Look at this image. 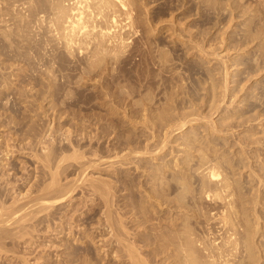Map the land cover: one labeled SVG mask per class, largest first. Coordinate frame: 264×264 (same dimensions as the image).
Wrapping results in <instances>:
<instances>
[{
  "label": "bare ground",
  "instance_id": "obj_1",
  "mask_svg": "<svg viewBox=\"0 0 264 264\" xmlns=\"http://www.w3.org/2000/svg\"><path fill=\"white\" fill-rule=\"evenodd\" d=\"M147 1V0H146ZM150 1V0H149ZM148 1V2H149ZM157 1V0H156ZM170 1V0H169ZM172 1V0H171ZM170 1V2H171ZM177 1V0H176ZM182 1V0H181ZM180 0L178 1L179 2V4H181L182 5V3L184 4V2H186V0L183 2L182 1V3H180L181 2ZM196 1V0H195ZM197 1H199V0H197ZM209 1V0H208ZM207 1V3H206V0L205 1H203L204 3H206L207 4V7H208V2ZM212 1H214V0H212ZM211 0H210V3H212V9H214V10H218V8H219V6H221V4H222V2H224V1H226V2H224L225 4H230V2H228L227 3V0H224V1H221V4L219 5V4H217V5H219L218 6V8H217V5L216 6H214V4H213V2H212ZM215 1H217V0H215ZM219 1V0H218ZM229 1V0H228ZM236 1L237 0H234V2L236 3ZM247 1H249V0H246L245 2H247ZM251 1V0H250ZM249 1V2H250ZM256 1V0H255ZM263 1V0H262ZM138 2L139 3H141L142 4V2H141V0L139 1H134V0H0V56H2V55H4L5 56V59L6 60H10L11 61V64H12V62L14 61V62H17V61H24V62H26V64H27V62L28 63H30V64H32V65H34V64H37V65H44V67L43 68H41V69H39L40 70V75H39V73H38V75L36 76V77H38V76H40L41 77V79H42V76H43V79L41 80V82L42 83H37V84H41V85H43V83H44V85H45V89H44V86H43V89L42 90H45V91H47V93L49 92V95H44V97L46 96V97H52L53 99H51V100H53V104L55 105V104H57L56 102H58V101H55V100H59V101H61V102H59V104H63V103H65L66 104V100H70L71 98H73V100L74 99H78L79 98V96H78V94L76 93V92H79V90L77 91H74L73 89H75V88H72L73 87V83H74V87H76V88H79V87H77V85L79 84L78 82L80 81H82L83 82V76H87L85 79H89V76H90V78H94V76H95V78L97 79V77H98V75H101V70H104V68H106V67H109V65L110 66H112V68L114 69H112L113 70V73H114V71H115V73H117V74H120V73H118L115 69H117V68H119L120 67V63L122 64H124V68L125 69H128L129 70V68H128V64H130V65H132L131 63H128V61H133V59L132 58H136V59H139V58H137V56H139V54H140V56H142V54L145 52V54H147V55H145V54H143V55H145V57L144 58H146L147 56H148V54H151L150 52H152L153 51V42H154V40L152 39L153 37H154V35H155V29H157V28H155L156 26H154V24H157V23H154L153 22V20H154V18H155V14H157L156 12V8H155V10H152V12L154 11V18H153V14L151 15L152 17H151V19H149V17L148 16H150L149 14H147V11H149L150 9H146V11H143L144 9V7L143 8H141V7H139V6H141V5H138ZM153 2H155L154 0H153ZM153 2H150V3H153ZM159 2V1H158ZM161 2H163V0L162 1H160L159 3H161ZM168 2V0L166 1L165 0V3H164V5L166 4ZM187 2L188 3H190L188 0H187ZM192 2L194 3V4H192ZM192 2L190 3V4H188V6H189V8H191V7H194L195 8V6H193V5H196L197 6V8L199 7L198 5L199 4H195V2H194V0H192ZM200 2V1H199ZM201 2H202V0H201ZM220 2V1H219ZM232 2V1H231ZM234 2H233V4H234ZM241 2H242V0H241ZM243 2H244V0H243ZM257 2V1H256ZM255 2V3H256ZM258 2H260L261 3V0H259ZM264 2V1H263ZM1 3L2 4H4L5 6H3V5H1ZM169 3V2H168ZM168 3L166 4V5H168ZM172 4H173V1L171 2ZM209 3V4H210ZM223 3V5H225ZM251 3V2H250ZM252 3H253V0H252ZM154 4V3H153ZM161 4H163V3H161ZM172 4H171V6H172ZM175 4H178L177 2H175ZM175 4H173V6L175 7ZM186 4V3H185ZM184 4V5H185ZM201 4H203V3H201ZM206 4H203V5H206ZM237 4V3H236ZM238 4H239V2H238ZM238 4H237V7H238ZM244 4V3H243ZM257 4V3H256ZM144 5V4H143ZM148 5V4H147ZM147 5H146V7H147ZM150 5V4H149ZM157 5V4H156ZM155 4H154V6H156ZM180 5V6H181ZM192 5V6H191ZM221 6V7H223V11H222V8H221V10H218V11H216V12H218V14L220 15L221 13V11L224 13V11H225V9H227L226 7H224V6ZM231 5V4H230ZM229 5V6H230ZM242 5V4H241ZM260 4H258V6H259ZM158 6V5H157ZM170 6V8H174L173 6L171 7ZM177 6V5H176ZM178 7V8H182V7H186V6H182V7ZM214 6V7H213ZM227 6V5H226ZM236 6V5H235ZM251 6V5H250ZM263 6V5H262ZM149 7V6H148ZM151 7V6H150ZM149 7V8H150ZM159 7V6H158ZM160 7H162V6H160ZM201 7L202 6H200V8H198V9H196L197 11L198 10H203L204 9V7H202L203 9H201ZM206 7V6H205ZM211 7V6H210ZM205 8V9H207V10H209V9H211V8ZM234 7V6H233ZM232 7V8H233ZM253 6H251V8H252ZM255 7H257V6H255ZM254 7V8H255ZM138 8L139 9H141V10H138ZM163 9L162 10H164V6L162 7ZM176 9H178L177 7H175ZM216 8V9H215ZM225 8V9H224ZM230 8V7H229ZM243 8V7H242ZM244 8L246 9H244L246 12H247V8L244 6ZM248 8H249V6H248ZM261 8V7H260ZM260 8H258V9H260ZM166 9H167V6H166ZM176 9H174V12H171V11H173L172 9H169L170 10V12L172 13H170L169 12V10H164L165 12H168L169 14H171V15H173L174 16V14L173 13H178V12H175L176 11ZM183 9V8H182ZM186 9V8H185ZM188 9V8H187ZM186 9V10H187ZM205 9H204V11H205ZM235 9V8H234ZM250 9V8H249ZM249 9H248V11H249ZM158 10H161V9H158ZM185 10V11H186ZM228 10V9H227ZM243 10V11H244ZM143 11V12H142ZM178 11H181V9H179ZM184 11V10H183ZM211 11H213V10H211ZM210 11V12H211ZM243 11H242V13H241V15H240V17L242 16L243 17V15H245L244 13H246V12H244L243 13ZM263 9H262V12L260 11L259 13H261V15H263L262 13H263ZM144 13V12H146V16L144 17H142V13ZM150 12H151V10H150ZM151 12V13H152ZM161 12V11H160ZM214 12V11H213ZM216 12H214V13H216ZM252 12V11H251ZM250 12V13H251ZM167 13V14H168ZM181 14H186L187 12H180ZM199 13V12H198ZM201 13V12H200ZM202 13H206V12H203L202 11ZM202 13H201V15H202ZM208 13H209V11H208ZM222 13V14H223ZM233 13V12H232ZM145 14V13H144ZM160 14V13H159ZM212 14V13H211ZM221 14V15H222ZM226 14V13H225ZM256 15L258 14V13H255ZM254 14V16L256 17V15ZM158 15V14H157ZM198 15V14H197ZM214 15V14H213ZM212 15V16H213ZM261 15H257L259 18H260V16ZM159 16V15H158ZM157 16V17H158ZM161 17V19H162V14L160 15ZM205 16V15H204ZM206 16H207V13H206ZM205 16V19L207 18ZM208 16H210V13H209V15ZM216 16H218L217 14H216ZM235 16V15H234ZM156 17V19H158ZM202 17V16H201ZM211 17V16H210ZM210 17H208L207 19H209ZM221 17V16H220ZM241 17V18H242ZM247 17V16H246ZM249 17V16H248ZM153 18V19H152ZM168 18V17H167ZM232 18V17H231ZM231 18L228 20V23L229 22H233L234 21V18H233V21L231 20ZM252 18H254L253 17V15H252ZM252 18H251V20H252ZM258 18V19H259ZM261 18H262V16H261ZM165 19V18H164ZM172 18L170 17V20H171ZM192 19V18H191ZM190 19V20H191ZM202 19H204V18H202ZM220 19V18H219ZM247 19V18H246ZM255 19V18H254ZM263 19V18H262ZM169 20V21H170ZM211 20V19H210ZM236 20V19H235ZM250 19L247 21V22H249V21H251ZM264 20V19H263ZM155 21V20H154ZM158 21H160V19L158 20ZM162 21H163V19L161 20V22L160 23H162ZM167 21V19L164 21V23ZM173 21H174V17H173ZM172 21V22H173ZM204 21V20H203ZM209 20H207V22H208ZM219 21V20H218ZM244 21H245V19H244ZM255 21V20H254ZM254 21L252 22L254 25L256 24V23H254ZM259 21V23L261 24V22H260V19L258 20ZM155 22H157V21H155ZM171 22V23H172ZM211 22V21H210ZM246 22V23H247ZM257 22V21H256ZM154 23V24H153ZM168 23V22H167ZM227 23V24H228ZM242 23H244L243 21L241 22V24ZM251 23V22H250ZM250 23H247V25L245 24V25H241V27H243L242 29L244 30V34L246 35V36H248L249 37V35L251 34V36H252V42H249V43H255L254 41L256 40L257 42H260V41H258V40H260V38L262 37H264V36H261L260 35V37H259V34H263V28H264V26H262V24L261 25H259L258 23V25H259V28H258V25L256 26V27H253V24H252V26H250L251 24ZM170 24V23H169ZM161 25V24H160ZM166 25V24H165ZM171 25H175L174 24V22H173V24H170V25H168L169 26V28H170V26ZM219 25V24H218ZM250 26L251 28H249L250 30V33H249V35H247L248 33H247V31H248V29H247V31L244 29V27L246 26ZM158 26H159V24H158ZM164 26V25H163ZM162 26V27H163ZM229 26V25H228ZM228 26L226 27V28H228ZM232 26V25H231ZM263 28H262V27ZM193 27V26H192ZM230 27V26H229ZM241 27H240V31H241ZM253 27V28H252ZM260 27L262 28V32L260 31V33L258 32L259 31V29H260ZM161 28V27H160ZM166 28H167V26H166ZM173 28H175V27H173ZM184 28V27H183ZM222 28V27H221ZM258 29V30H255V29ZM159 29V28H158ZM157 29V30H158ZM162 29H164V28H161V30ZM176 29V28H175ZM224 29V28H223ZM234 29V28H233ZM252 29V30H251ZM168 30V29H167ZM167 30H165L166 31V33H167ZM170 30V29H169ZM185 30V29H184ZM193 30H194V28H193ZM208 30V29H207ZM237 30H238V27H237ZM237 30H236V32H237ZM171 32L172 31H174L175 32V30L174 29H172V30H170ZM179 31V30H178ZM177 31V32H178ZM180 31H182L181 29H180ZM198 31V30H197ZM205 31V30H204ZM212 31V30H211ZM239 31V30H238ZM246 31V32H245ZM163 32H164V30H163ZM169 32V31H168ZM171 32H169V33H171ZM208 32V31H207ZM225 32V31H224ZM227 32V31H226ZM225 32V33H226ZM159 33L161 34V31H159ZM176 33V32H175ZM180 34L182 33V32H179ZM189 33V32H188ZM199 32H197L195 35L197 36V34H198ZM201 33V32H200ZM198 34V35H201V34ZM220 33V32H219ZM242 33V32H241ZM163 34H165V33H163ZM177 34V33H176ZM180 34H178V35H180ZM183 34H184V32H183ZM205 34V33H204ZM166 36L168 35V33L167 34H165ZM174 35V34H173ZM177 35V36H178ZM182 35V34H181ZM189 35V36H188ZM188 35H186V37H189V38H191L192 36H191V33L190 34H188ZM226 35V34H225ZM235 35H237V34H235ZM244 35V37H245V39H246V41L249 39V41H251V37L250 38H248V37H246ZM144 36H145V40H141V39H143L144 38ZM162 36L163 35H161V38H162ZM191 36V37H190ZM209 36V35H208ZM228 36V35H227ZM232 36H234V35H232ZM231 36V37H232ZM240 36H242L243 37V33H242V35H239V37ZM137 37V38H136ZM156 37V36H155ZM154 37V38H155ZM158 37V36H157ZM164 38H166L165 36H163ZM168 37V36H167ZM170 37H171V35H170ZM169 37V38H170ZM175 37V36H174ZM179 37V36H178ZM183 37H185V34H184V36L182 35V38ZM185 37V38H186ZM200 37V36H199ZM207 37V36H206ZM222 37V36H221ZM220 37V38H221ZM236 37V36H235ZM235 37H233V38H235ZM239 37H238V39H239ZM256 37L257 38H259L258 40L256 39ZM159 38V37H158ZM180 38V37H179ZM193 38V40H191V41H193V42H191L190 40H188L189 42H191V43H193L194 44V41L198 38V36H197V38H194V37H192ZM191 38V39H192ZM201 38V37H200ZM211 38V37H210ZM223 38V37H222ZM221 38V39H222ZM160 39V38H159ZM159 39H157V41H156V45L158 46V45H160L159 43H161V41L162 40H160V42L158 41ZM224 39V38H223ZM222 39V40H223ZM235 39H237V38H235ZM235 39H233V40H235ZM240 39H241V37H240ZM240 39H239V41H240ZM255 39V40H254ZM138 40H141L142 42L143 41H145L143 44H144V46H146L147 45V48L145 47V49H147V50H142L140 47H135L133 44V42H137ZM165 40H167V39H165ZM165 40H163L164 42H162V43H165V44H161V46H160V51H159V49H157L158 50V54H160L161 53V49L166 45L167 47H168V49H169V47L171 48V51H172V47H171V45L170 46H168L169 44H168V41L167 42H165ZM170 40H172V39H170ZM169 40V41H170ZM198 40H199V38H198ZM203 39H201L200 41H202ZM217 40V39H216ZM220 40V39H219ZM225 40V39H224ZM262 40H264V38L262 39ZM140 41V42H141ZM183 41H185V39H183ZM197 41V40H196ZM195 41V42H196ZM200 41H198V43L200 42ZM236 41V40H235ZM238 41V42H239ZM135 42V43H136ZM158 42V43H157ZM171 42V41H170ZM179 42H180V40H179ZM188 42V44L190 45V43ZM202 42H204V41H202ZM209 42V41H208ZM238 42H237V45H238ZM243 38H242V40L239 42V45H240V43H242L243 44ZM263 42V41H262ZM133 43V44H132ZM138 43V42H137ZM167 43V44H166ZM171 43H174V42H171ZM181 43H182V41H181ZM181 43H179V44H181ZM197 43V44H198ZM201 43V42H200ZM199 43V44H200ZM215 43V42H214ZM221 43V42H220ZM222 43H223V41H222ZM225 43V42H224ZM249 43H246V44H249ZM142 43H140L139 45H143ZM177 44H178V42H177ZM176 44V45H177ZM183 44V43H182ZM185 44H187V42L186 43H184L183 45L184 46H182V45H180V46H182V47H185ZM192 44V45H193ZM196 44V43H195ZM194 44V45H195ZM202 44V43H201ZM256 44V43H255ZM133 45V46H132ZM138 45V44H137ZM138 45V46H139ZM155 45V46H156ZM162 45H163V47H162ZM189 45H187L188 46V48H189ZM217 45V44H216ZM223 45V44H222ZM234 45V44H233ZM232 45V46H233ZM244 45H245V42H244ZM243 45V46H244ZM250 45V44H249ZM258 45V44H257ZM259 45H261V42L259 43ZM258 45V46H259ZM131 46L134 48H136V52H137V54H136V57H135V55H132V50H134L133 48H132V50H131ZM144 46H142V48L144 47ZM156 46V47H157ZM164 47V49L162 50L164 53H170L169 51H170V49L169 50H167V49H165V48H167V47ZM178 46V45H177ZM186 46V47H187ZM200 46V45H199ZM199 46H198V48H199ZM204 46V45H203ZM212 46V45H211ZM215 46V45H214ZM246 46H248V45H245L243 48L245 49V47ZM252 46V45H251ZM250 46V47H251ZM152 47V48H151ZM156 47H154L155 49H156ZM162 47V48H161ZM173 47H175L174 45H173ZM179 47V46H178ZM177 47V48H178ZM185 47V48H186ZM192 47H195V46H192ZM215 47H217V46H215ZM222 47V46H221ZM230 47V46H229ZM237 47V46H236ZM239 47V46H238ZM241 47V46H240ZM249 47V48H250ZM257 47V46H256ZM150 48L152 49V51H150ZM159 48V47H158ZM187 48V49H188ZM195 48H197V47H195ZM201 48H202V45H201ZM199 49L200 51V54L201 53H203L204 51H206V50H203V49ZM219 48V47H218ZM217 48V49H218ZM231 48V47H230ZM247 48V47H246ZM263 48V47H262ZM262 48H260V49H258L259 51H258V53L260 54V50H262ZM173 49H175V48H173ZM191 49H193V48H191ZM205 49V48H204ZM207 49V48H206ZM213 49V48H212ZM164 50H167L166 52L164 51ZM176 50V49H175ZM174 50V51H175ZM179 50H181V48L179 47ZM196 50V49H195ZM216 50V49H215ZM228 50V49H227ZM230 50V49H229ZM135 51V50H134ZM133 51V52H134ZM155 51L156 50H154V52H152V54L151 55H153V53L155 54ZM189 52L191 51L190 49L188 50ZM187 51V52H188ZM203 51V52H202ZM208 51V50H207ZM214 51V50H213ZM211 52V54L213 53V55H215V54H217V55H215L214 56V58L216 57V58H218L217 56H218V53H216V52ZM236 51V50H235ZM245 51V50H244ZM263 51H264V48H263ZM157 52V51H156ZM160 52V53H159ZM163 52L161 53V55H158L157 53V55L158 56H160V58H162V56H164L163 58H162V61H164L166 58H165V56H166V54L164 55L163 54ZM186 52V53H187ZM199 52H198V54H199ZM218 52V51H217ZM234 52V51H233ZM239 52V51H238ZM262 52V51H261ZM172 53V52H171ZM170 53V54H171ZM181 53V52H180ZM185 53V54H186ZM194 53V52H193ZM192 53V54H193ZM210 52H208V54H209ZM253 53H255L254 55L255 56H257V53H256V51L255 52H253ZM264 53V52H263ZM262 53V57L264 58V54ZM131 54V55H130ZM155 54V58L157 59V58H159V57H157V55ZM163 54V55H162ZM175 54H176V57L179 55V53H178V55H177V52L175 51ZM220 54V53H219ZM223 54V53H222ZM221 54V55H222ZM240 54V53H239ZM251 54V53H250ZM258 54V55H259ZM151 55H149V56H151ZM172 56H173V53L171 54ZM181 55V54H180ZM180 55L178 56L179 58H180ZM190 55V54H189ZM204 55V54H203ZM213 55H211V57H213ZM261 55V54H260ZM130 57V56H132L131 57V59L132 60H129L127 57ZM134 56V57H133ZM172 56H170V55H168L167 54V58L169 57H171L170 59H172ZM175 56V55H174ZM173 56V58H175ZM196 56V55H195ZM224 56V55H223ZM222 56V57H223ZM228 56V55H227ZM252 56V55H251ZM250 56V57H251ZM153 57V58H154ZM177 57V58H178ZM189 57V56H188ZM221 57V56H220ZM243 57V56H242ZM259 57V56H258ZM141 58V57H140ZM144 58H143V61H144ZM148 58V57H147ZM146 58V60L148 61H150L151 62V59H147ZM169 58H168V62H169ZM198 59H199V57H197ZM201 59L203 58V57H200ZM228 58V57H227ZM248 58H249V56H248ZM247 58V59H248ZM253 58V57H252ZM262 58V60H264ZM4 59V58H3ZM5 59L3 60V61H5ZM128 61H127V60ZM164 59V60H163ZM188 59V58H187ZM219 59H221V58H219ZM236 59V58H235ZM240 59V58H239ZM250 59V58H249ZM256 59V57H254V59L253 60H255ZM258 59V58H257ZM260 59V58H259ZM13 60V61H12ZM139 60H141L142 61V58L141 59H139ZM145 60V62L147 63V61ZM153 60V59H152ZM160 60V59H159ZM159 60H157V64H158V62H159ZM172 60H174V59H172ZM172 60H170V62L169 63H172V65H173V62L175 61H173V62H171ZM181 60H183L182 58L179 60V61H175V64L173 65V66H175L176 65V62L178 63H180L181 62ZM203 60V59H202ZM229 60V59H228ZM238 60V59H237ZM261 60V59H260ZM259 60V61H260ZM124 61H126L125 63H124ZM140 61V62H141ZM161 61V60H160ZM162 61L161 62H159V64L161 63V64H163L162 63ZM166 61V60H165ZM164 61V62H165ZM207 61V60H206ZM222 61H224V60H222ZM225 61H227V60H225ZM249 61V60H248ZM252 61V60H251ZM256 61V60H255ZM254 61V62H255ZM6 62V61H5ZM4 62V63H5ZM24 62H23V65H21L20 67L22 68V67H24V68H26L25 67V64H24ZM73 62V65L71 64ZM154 62H155V64H156V61L154 60ZM167 61H166V63H164V64H166V65H168L169 63H168ZM183 62V61H182ZM181 62V63H182ZM195 62V61H194ZM197 62V61H196ZM205 62V61H204ZM215 62V61H214ZM216 62H217V60H216ZM221 62V61H220ZM239 62H240V60H239ZM246 62V61H245ZM253 62V63H254ZM257 62V61H256ZM40 63V64H39ZM136 63H137V65H138V67H139V64L141 65V63H139L137 60H136ZM136 63L133 65V67L134 66H136ZM139 63V64H138ZM142 63H144V62H142ZM145 63V64H146ZM151 63H153V61L151 62ZM168 63V64H167ZM179 64V65H182V64ZM249 63V62H248ZM247 62H246V65L248 64ZM262 63V62H261ZM16 64V63H15ZM17 64H19L18 62H17ZM16 64V65H17ZM22 64V63H21ZM57 64V65H56ZM154 64V63H153ZM153 64H150V66L148 65V68L150 69V67L151 66H153V70H151L152 71V73H155V71H154V65ZM156 64V65H157ZM158 64V66H161V64L159 65ZM163 64V66L165 67L166 65H164ZM204 64V63H203ZM220 64V63H219ZM237 64V63H236ZM260 64V63H259ZM256 65L257 66V68L258 69H264V65L261 67V64L260 65ZM263 64V63H262ZM32 65H30L29 67L30 68H33L32 67ZM36 65V66H37ZM57 66V71L59 70V72L60 71H62V72H60L61 73V75H60V73L59 72H57L56 71V66ZM119 65V66H118ZM126 65V66H125ZM171 65V64H170ZM172 65H171V67H172ZM178 65V64H177ZM179 65H178V68L179 69H181L180 67H179ZM237 65H239V64H237ZM251 65V64H250ZM5 66V65H4ZM10 65H8V67H9ZM27 66V65H26ZM121 66H123V65H121ZM209 66H211V65H209ZM225 66V65H224ZM235 66V65H234ZM249 66V65H248ZM255 66V65H254ZM260 68H259V67ZM6 67V66H5ZM5 67H4V69H5ZM7 67V68H8ZM13 67H15V65L13 66ZM13 67H11V68H13ZM19 67V68H20ZM38 67H40V66H38ZM130 67V66H129ZM132 67V66H131ZM133 67H132V69H133ZM144 68L143 69H145V67H147V66H143ZM163 67V68H164ZM167 67H169L170 68V66L168 65ZM198 67V66H197ZM203 67V66H202ZM229 67H230V65H229ZM227 65L225 66V69H224V71H221V78L222 79H220L221 80V82H218V81H215V78H212V77H210V75L208 74V76H209V78L211 79V81H210V83L212 84L210 87H211V91H208L209 92V94H211V96L209 95L208 96V99H210L209 101H207L206 100V102L208 103H206L205 102V100L203 99V101L206 103V105L207 106H209V110L207 111V113H204V111H203V113H200V112H202V111H200L201 109H202V107H201V109L199 110V106L198 107H196V101H195V103H194V100L195 99H197V97L196 98H193L192 100H190V96H193L194 95V93H193V95H191L192 93H190L189 94V100L191 101V104H190V102H188L189 103V108L190 109H188V108H186V110H181V111H177L178 112V114H176L175 113V111H174V113H172L173 111V109H178V108H181V107H178L177 105V103L175 104L174 102V104H170V102H169V104L168 103H166L165 105V107H162V105H163V103L161 104V106H160V108H159V106H158V108H154L155 106L157 107V105H155L154 106V103H155V101H156V99H155V101H154V103L152 104V105H150L151 103V92L153 91V88H154V83L156 82V80L154 79V76L153 75H151L152 77H150V76H148V78L147 77H145L146 79H149V77L150 78H152V79H149L148 81H146V79H145V81H143L144 79H143V76L142 77H140V79H138L137 78V76H141L140 74H144V73H146V74H144V76L145 75H147V73L148 74H152V73H149V72H146V71H144L143 72V70H141V72H140V69H138L139 70V73H138V70L136 71L138 74H137V76H135L138 80H141V82H143V85H144V90L143 91H145V93H143L142 92V94L141 93H139V90L140 89H138L137 91H138V94H137V96H138V98H139V100H137V101H135L134 99V102H136L135 104H136V108H135V105H133L132 103H133V100L131 101V95L134 93L132 90H129L128 88H127V86H126V88L124 87V86H119L118 85V83L119 84H121V85H128L129 86V84H135L136 85V83H137V81H135L136 83H134L133 82V79H134V74L136 73L135 72V70H132L131 68V70L132 71H134L133 73L131 72V70L129 71L130 73L128 74V78L126 77L127 76V74H124L123 75V77L124 78H127V79H129V81H130V78H131V73L133 74V79L131 80L132 82H128L129 84H127L126 83V80L127 79H125V81H124V78L123 79H121V80H123L124 81V83L125 84H123V81H121L120 80V77L122 76H120V75H118V81H120V82H118V81H116L117 80V78L113 75V73L111 74V76H113V77H115L114 78V81H116L114 84H117V85H115V86H119V87H121V91L119 92V91H117V92H119L118 94H120L121 95V100L120 101H122V99H123V97L125 96V94H124V96H123V93H125L126 92V95H127V93H128V95L127 96H129L130 98H128V100H130L131 101V104L134 106L133 108V110L131 109V107H130V109L132 110V116L130 115V117L131 118H128V119H130V121L129 122H131L132 124H133V129L131 130V128H129V131L127 132L126 131V128L124 129V127H126V126H124L122 129L120 128V126H121V124L120 123H122L123 121H121L120 120V116H119V118H117V120L116 119H114V121H113V118H115V116L117 115V114H120V113H116L115 114V116L112 118V117H110V115L108 116V118L106 117V116H101L100 115V111L101 110H99V112L97 111V115H99V117H100V120H99V124L101 123V122H103V121H105L104 119L105 118H107V120L108 121H105V122H109V124H113V125H118L119 126V124H120V126L118 127V126H116L117 128H118V130L116 131V127L115 126H113L114 128H115V130H114V132L116 133L115 134V137H112L113 139H115L114 141H112V142H114V143H111V145H109V143L108 142H110L111 141V139H110V137H111V135L109 134V138H107V137H102L104 140H105V138H107L108 139V141L106 142V143H108V145L109 146H106V147H102L103 145H101V146H97V143H98V141H97V143H96V147L95 146H92V145H94L95 143H94V141L92 142V143H94V144H92L90 141H89V147L87 148V146H88V144H86L87 146H86V148L85 149H82V148H84V146L83 147H81L79 144H77V142L75 143L74 142V140L72 139V137H74V136H76V135H74V136H71V138H70V134L68 135L67 133H70V131H72V133L71 134H73V132H75L76 134L78 133L77 131L78 130H86L87 131V128H89V127H87V125L89 124V122L88 121H86L85 122V120L87 119V118H89V117H87V116H85V117H87L86 119H82V122L84 121L85 122V128L83 129V128H81V127H84V123L82 124V122L81 123H79V122H77V121H81V117L83 116L82 114L86 111V114L88 115L89 113H87V110H85L86 109V107H88V103H87V106H86V104H85V106H84V104L82 103V107H84V108H81V109H84L85 111H82V110H80V107H81V104H80V107H78L77 108V105H76V108L78 109V110H80V111H78L77 110V112H80V113H82L81 115L79 114V113H77L76 112V108L73 110V108L75 107V105H73V104H71L72 106H74L73 108L71 107V112H75V118H77L76 120H75V118H74V121H72V120H70V119H73V116H72V118H68L67 116H68V110L70 109L69 107H67V105H66V107L67 108H69L67 111L66 110H64L66 113H63V114H66L67 116V118L69 119V120H67V121H70V123H71V126H72V124H73V122H75V124H80L81 125V129L79 128L78 130L76 129H74L73 127H75V128H77L78 127V125H77V127L74 125V126H72V128L75 130H71V128H70V130L68 131V127L66 128V126H65V124H70L69 122L68 123H64L63 124V126H65V128L66 129H64V130H67V131H62V136L60 137V136H58L60 139H57V138H55V136H54V130L56 129V133H57V131H59L60 129H59V127H58V130H57V125L59 124H55L56 126V128L55 129H53V131H52V129H51V127H49V125L48 124H46L45 126L44 125H42L41 126V128L43 129V132H38V130L39 131H42V130H40L41 128L39 127V124H37L35 121H37V119L35 120L34 118H35V115H36V113H35V111L33 110L34 108L32 107L31 108V106H34V103H30L29 101V104H31V106H27L26 108L27 109H31V110H28V116H31V112L30 111H32V115H34L33 114V112L35 113V115H34V117H33V121L32 120H30V121H32L33 123H29V124H27L28 123V119L27 118H25V116L23 115V114H25V112H26V108L24 107V109H25V112L23 113L21 110H20V105L21 104H23V102H27V100L26 99H29V98H35V97H32L31 95L29 96V93L30 92H32V90L31 89H33V90H35L34 91V94L35 93H37L36 91L37 90H39V89H37L36 90V87L38 86H35V89H34V85L36 84L35 82H36V79H35V82H34V85L33 86H31L32 84H31V82H32V80H30L32 77H30V79H29V83H30V87H32L31 89H30V91H29V93H28V96L26 95V90L25 89H23L24 87L25 88H27V84H29V83H26V85H24V83L22 84V82H21V85L19 84V85H16V83L17 82H14L17 78L15 77V74L16 73H10V74H13V76H11V77H14V78H16V79H14V78H11V79H9L10 78V75L8 76V78L7 77H5L6 79H4V82L3 83H5L6 84V87H5V85L4 84H2V86L4 85V87L3 88H5V89H1V91H0V101H2L0 104H5V105H7L9 108H11V109H13V110H11L12 112L13 111H15V112H17L18 111V109L20 110V112L22 113V115L24 116H21V117H23V121L24 120H26L27 122H26V126L27 125H29L28 127H26L25 126V129H24V132H26L27 130V128L29 129V131H27L26 132V134L27 135H25L24 134V132L22 131V133L25 135H23L24 136V138L22 139V138H20L21 137V133H17V134H20V135H18V136H20V137H18L17 135H16V138L18 139H16L15 137H14V139H12L13 141H12V143H10V139L8 140V142H5L3 145H0V256L1 255H4L5 253H7L8 251H10V250H8L6 247H8V246H6L5 247V245L6 244H8V240H13L11 243L13 244V242L15 243V241L18 239V238H25V236L27 235V234H29V231H30V228L31 229H36L37 227H39L38 225H41V224H46L47 223V226H48V230H51V229H53V231H55L56 229H55V226L56 227H58V225H57V222H55V220H57V218L55 217L56 215L55 214H57V213H55L54 215L55 216H53L54 218H56L55 220H52V213L53 212H51V209L53 208V209H55V206H56V204H57V201L58 202H60V200L62 201V202H64V199H72L73 200V196H72V193L74 192V191H76V189H77V187H79L81 190V193L85 190V189H83V191H82V188H81V185H83L84 187H85V185H86V187L85 188H87V189H89V191H91L92 193H98L99 194V196L101 197H99L100 199H101V202H103V206L101 207V217L97 220V223H96V218L94 219V217L92 216V220H94V223H96L97 225H98V227L97 228H95L96 230L100 227L101 229H102V227H103V229L105 230V231H108L107 232V234H103V233H98V235H97V237H99L100 239H98V240H100L102 243V245L103 246H109V248H110V246L111 245H113L115 242H116V247L118 246V245H120V248H118L119 250L118 251H120L119 253L120 254H122V256H124L125 258V260L126 261H128V264H262V261H263V258H264V253H262V251H261V249H260V246H258V245H260V243L258 244L257 243V239H256V237L258 236L257 234L259 233V231H260V227H259V224H260V221H259V219H260V217L261 216H259L260 214H258L257 213V204L259 203H262V202H259V201H261V199L259 200L258 198L261 196V195H258L257 193H259V192H261L260 190H259V188L257 189L258 191H256V190H254V191H256L257 193V195H255L254 194V192H252V195L250 194H248V191H246L245 190V186L243 185V183L241 182V179L239 178V177H237V175H238V171L236 172V166L234 165L235 163H234V160H232V159H230V156H229V154L232 152V148L230 149V147H229V149L231 150V152H229L227 149H225V147L224 146H228L229 144H225V145H221L222 146V148H223V150L221 151V149L222 148H220L219 146H218V141H217V139L218 138H220L219 136H222V137H224V136H228L229 134V132L230 131H232V132H230V134L231 135H233L234 136V131H235V127H232V126H230L231 128H232V130H230V131H228L229 130V125H231L230 124V122L232 123V121H231V118H230V122L228 121V119H229V117L227 116V115H225V112H224V114H221L220 115V117L218 118V119H214V117H213V114H215V112H217V111H220V108H222V107H220V105H221V103L224 101L225 102V97L227 96V94L228 93H230L231 92V95H232V91L233 90H230V81H229V78L230 77H228V68H229ZM251 67V66H250ZM253 67V66H252ZM251 67V68H252ZM10 68V67H9ZM18 68V67H17ZM34 68H35V65H34ZM110 68V67H109ZM108 68V69H109ZM140 68V67H139ZM141 68H142V66H141ZM147 68V69H148ZM162 68V69H163ZM166 68V67H165ZM169 68L168 69H166V71L168 70L169 71ZM173 68V67H172ZM176 68V69H175ZM207 68V70H210V69H208V67H206ZM255 68V67H254ZM23 69V68H22ZM27 69L28 70H30L29 68H28V66H27ZM67 69H70V70H72L73 72H75L74 74L75 75H77V76H75L74 74H73V72H72V74L74 75V77H72V76H70V75H68L71 71L69 70V73H67V74H64L65 73V71H67ZM96 69H97V72H96ZM107 69V68H106ZM107 69V70H108ZM120 69H122V67L120 68ZM119 69V70H120ZM125 69H124V71L123 72H125V73H127L126 71H125ZM135 69H137V68H135ZM156 72L157 71H159L160 69H161V67H160V69L159 68H157L156 67ZM159 69V70H158ZM174 69L176 70V72H177V70H179V69H177V66H175L174 67ZM197 69V68H196ZM202 69V68H201ZM215 69V68H214ZM248 69V68H247ZM256 69V68H255ZM263 69L262 70H260V71H262L263 72ZM2 70V69H1ZM17 70V69H16ZM18 70H20V69H18ZM38 70V69H37ZM39 70H38V72H39ZM146 70V69H145ZM175 70H174V72H175ZM199 70V69H198ZM204 70H205V67H204ZM238 70V69H237ZM242 70V69H241ZM257 70V69H256ZM255 70V71H256ZM3 71V70H2ZM34 71V70H33ZM93 71H95L96 72V74H95V72H93ZM105 71L106 70H104V72H102V73H105ZM111 71V70H110ZM121 71V70H120ZM119 71V72H120ZM150 71V70H149ZM154 71V72H153ZM180 71V70H179ZM184 71V70H183ZM212 70H210L209 72H211ZM217 71V70H216ZM248 71V70H247ZM251 71V72H250ZM250 73H252V70L250 69ZM3 72H5V71H3ZM8 72V71H7ZM17 72V71H16ZM21 72V74H20V76H19V78H22V74L24 73L23 71H20ZM56 72L61 76V78L60 77H58L59 75H57L56 74ZM68 72V71H67ZM112 72V71H111ZM122 72V71H121ZM143 72V73H142ZM164 72H165V70H164ZM170 72V71H169ZM181 73H182V71H180ZM203 72H205V71H203ZM208 72V71H207ZM223 72V73H222ZM239 72V71H238ZM34 73V72H33ZM32 73V74H33ZM37 73V72H36ZM94 74V75H91V74ZM106 73H108V71H106ZM105 73V74H106ZM110 73V72H109ZM114 73V74H115ZM179 73V72H178ZM180 73V74H181ZM197 73V72H196ZM200 73V72H199ZM253 73H254V71H253ZM256 73V72H255ZM258 73V72H257ZM261 73V72H260ZM3 74V73H2ZM18 74H19V72H18ZM17 74V75H18ZM30 74V73H29ZM29 74H28V76H29ZM71 74V73H70ZM71 74V75H72ZM123 74V73H122ZM158 74H160V73H158ZM157 74V75H158ZM164 73H162V74H160L161 76L163 75ZM167 74H170V73H167ZM173 74V72L170 74V75H172ZM210 74H212L211 76H215V74L213 75V73H210ZM217 74V73H216ZM231 74V73H230ZM236 74H238V73H235L234 74V76L236 75ZM27 75V74H26ZM42 75V76H41ZM108 76H109V74H107ZM116 75V74H115ZM129 75H130V78H129ZM155 75V78H156V74H154ZM186 75H187V73H186ZM202 75V74H201ZM218 75H220V74H218ZM3 76H4V74H3ZM6 76V75H5ZM23 76H24V74H23ZM28 76H25L26 78H29ZM33 76H34V74H33ZM34 76V77H35ZM103 76H104V74H103ZM103 76H102V79H103ZM108 76H107V78H108ZM117 76V75H116ZM120 76V77H119ZM167 76V75H166ZM179 75H177L176 77L177 78H181V76L180 77H178ZM188 76V75H187ZM200 76V75H199ZM236 76H238V75H236ZM253 76V75H252ZM251 76V77H252ZM257 76V75H256ZM24 77V78H25ZM40 77H38V78H40ZM106 77V76H105ZM157 77H160V76H157ZM164 77V76H163ZM162 77V78H163ZM173 77V79H174V75L172 76ZM172 77H170V78H167V79H171L172 80ZM175 77V78H176ZM189 77H191L190 75H189ZM219 77V76H218ZM93 78H92V80H93ZM95 78H94V80H95ZM99 78H101L100 76L98 77V82H101V80L99 79ZM122 78V77H121ZM135 78V80H137ZM165 78V77H164ZM176 78V79H177ZM188 78V77H187ZM199 78V77H198ZM207 78V77H206ZM256 78V77H255ZM79 79H81V80H79ZM111 79L113 80V78L111 77ZM110 79V80H111ZM143 79V80H142ZM155 80V82H154V80ZM159 79V78H158ZM160 79H161V77H160ZM160 79L159 80H157V81H160ZM166 79V80H167ZM183 79V78H182ZM186 79V78H185ZM236 79V78H235ZM249 79V78H248ZM262 79V78H261ZM23 80V79H22ZM38 80V79H37ZM40 80L38 81V82H40ZM43 80H45V81H43ZM104 81H105V79H103ZM164 80V79H163ZM163 80L162 81H160L161 83L163 82ZM184 80V79H183ZM200 80V79H199ZM205 80V79H204ZM264 80V79H263ZM3 81V80H2ZM1 81V82H2ZM17 81H19V80H17ZM33 81H34V79H33ZM86 81V80H85ZM84 81V82H85ZM106 81H107V79H106ZM106 81H105V86H106ZM128 81V80H127ZM175 81V82H174ZM173 82L172 81H166L167 83H169V82H172L173 83V85L172 86H169V85H166V86H168V87H172L173 89L175 88V86H176V88L178 87L177 85L178 84H180V83H178L177 85H174V83H177V81H180L179 79L178 80H174ZM202 81V80H201ZM207 81H208V79H207ZM213 81V82H212ZM261 81V80H260ZM77 84H76V83ZM81 82V83H82ZM83 82V83H84ZM89 82H91V81H89ZM94 82V81H93ZM118 82V83H117ZM144 82H146L145 84H144ZM160 82H159V84H160ZM164 82H165V80H164ZM162 83L163 85L162 86H164V84H167V83ZM217 82L218 83H220V84H217ZM262 82V81H261ZM19 83V82H18ZM85 83H87V81L85 82ZM94 83H97V82H94ZM102 84H103V82H101ZM112 83V84H113ZM158 83V82H157ZM156 83V85H158ZM181 83H182V81H181ZM207 83V82H206ZM209 83V84H210ZM233 83V82H232ZM260 83V82H259ZM69 84H71L72 85V87L71 86H69ZM108 85H110L109 83H107ZM111 84V85H112ZM138 84H139V82H138ZM137 84V85H138ZM140 84H142V83H140ZM139 84V85H140ZM170 84V83H169ZM184 84V83H183ZM246 84V83H245ZM249 84V83H248ZM40 85V86H41ZM80 85H82V87H83V85L84 84H80ZM79 85V86H80ZM88 86H90L89 84H87ZM94 85V84H93ZM101 85V84H100ZM107 85V86H108ZM161 85V84H160ZM258 85V84H257ZM1 86V85H0ZM22 87V86H24L23 88H20V87ZM86 86V85H85ZM88 86L86 87L88 90H89V88H88ZM97 86V85H96ZM105 86H103L104 88H105ZM113 86V85H112ZM142 86V85H141ZM140 86V87H141ZM165 86V87H166ZM174 86V87H173ZM180 86H181V84H180ZM186 86H187V84H186ZM262 86V85H261ZM8 87V88H7ZM29 87V86H28ZM39 87V86H38ZM70 87V88H69ZM98 87H99V84H98ZM109 87V86H108ZM114 87V86H113ZM113 87H112V89H113ZM130 87V89H131V87L132 88H135V87H137V86H135L134 87V85H130L129 86ZM182 87L183 86H181V90H182ZM202 87V86H201ZM218 87L219 88H221V89H219L220 90V92H217V90H218ZM263 87V86H262ZM39 88H42V87H39ZM81 88V87H80ZM79 88V89H80ZM101 88V87H100ZM117 87H115V89H116ZM156 88H157V90L156 91H158V88L159 87H157L156 86ZM172 88H166L168 91V98H170V96H173V95H175L174 93H173V90H171ZM179 88L180 87H178L177 89H178V91H177V89L175 90L174 89V92L175 91H177V92H181L182 93V95H183V97L185 96V93H183L181 90H179ZM191 88V87H190ZM203 88V87H202ZM234 88H236V87H234ZM242 88V87H241ZM244 88V87H243ZM92 89H97L96 87L95 88H92ZM92 89H90V90H92ZM102 89V88H101ZM101 89L99 90L100 92H101ZM109 89H111L110 87H109ZM137 88H135L134 90H136ZM162 89V88H161ZM161 89H159V90H161ZM166 89H164V91L163 92H165V90ZM188 89V88H187ZM207 89V88H206ZM254 89V88H253ZM42 90H39V91H41V92H43ZM83 90H85L84 89V87H83ZM105 90H107V87H106V89ZM105 90H104V92H105ZM117 90H119L118 88H117ZM154 90H155V88H154ZM169 90L173 93V95H170V93L171 92H169ZM184 90V89H183ZM189 90V89H188ZM205 90V89H204ZM203 90V91H204ZM242 90V89H241ZM240 90V91H241ZM249 90V89H248ZM262 90V89H261ZM261 90H260V92H261ZM27 91H28V88H27ZM97 91V90H96ZM99 91H98V93H99ZM102 91H103V89H102ZM110 92L111 91H116V90H109ZM108 90H107V92H109ZM141 91H142V89H141ZM187 91V90H186ZM74 93V94H77V96L76 95H74V96H76V98L75 97H71V98H68V97H70L69 96V94L70 93ZM92 92H93V90H92ZM92 92L90 91V93L89 92H86V93H89L88 95V99H90L89 101H91V103L94 101V100H96L95 98H93V94H92ZM107 92H105V94H108ZM113 92H111V94L112 95H114L113 94ZM117 92H116V94H117ZM123 92V93H122ZM136 92V91H135ZM155 92V91H154ZM166 92V93H167ZM177 92H175L176 93V95L178 94ZM185 92V91H184ZM188 92V91H187ZM186 92V93H187ZM190 92V91H189ZM211 92V93H210ZM72 93L70 94V95H72ZM81 93H83L84 94V91H81ZM80 93V94H81ZM85 93V94H86ZM95 93V92H94ZM97 93V94H98ZM102 93V92H101ZM101 93H100V95H99V97L101 96ZM122 93V94H121ZM157 93V92H156ZM181 93H179L180 95H181ZM203 93H205V92H203ZM243 93V92H242ZM254 93V92H253ZM32 94V93H31ZM33 94V95H34ZM39 94H41L40 92H39ZM39 94H37V96H36V98L35 99H37L38 98V96H39ZM43 94H45V92L43 93ZM96 94V93H95ZM95 94H94V96H95ZM111 94H109V96L111 95ZM131 94V95H130ZM155 94V93H154ZM208 94V93H207ZM255 94H257V93H255ZM26 95V96H25ZM62 95H63V97H67L66 99H65V101H64V98L62 97ZM112 95H111V97H112ZM158 95H159V91H158ZM164 96H162V97H165V94H163ZM167 95V94H166ZM170 95V96H169ZM175 95V96H176ZM179 95V96H180ZM234 95H236V94H234ZM13 96H16L15 98H13ZM23 96H25V97H28V98H22ZM35 96V95H34ZM83 96V95H82ZM104 96V94L102 93V96L101 97H103ZM109 96H106V98H103V99H105L107 102H108V100L110 99V98H108ZM123 96V97H122ZM126 96V97H127ZM134 96H136V93L134 94ZM187 96V95H186ZM204 96H205V94H204ZM238 96H240V95H238ZM41 97V96H40ZM39 97V98H40ZM86 97H87V94H86ZM95 97H97V95L95 96ZM101 97L100 98H97V100H99V99H101ZM117 97V96H116ZM126 97H125V99H126ZM159 97V96H158ZM174 97V96H173ZM177 97V96H176ZM175 97V98H176ZM188 97V96H187ZM187 97H185V98H187ZM206 97V96H205ZM210 97V98H209ZM234 97V96H233ZM237 97V96H236ZM235 97V98H236ZM252 97V96H251ZM257 97V96H256ZM259 97H261V96H259ZM38 98V99H39ZM42 98H43V96H42ZM42 98H40L39 100H41ZM63 98V99H62ZM82 98V97H81ZM84 98V97H83ZM119 98V99H120ZM132 98H136V97H132ZM161 98V97H160ZM166 98V97H165ZM167 98V99H168ZM178 98V97H177ZM176 98V99H177ZM181 98V97H180ZM232 98V97H231ZM239 98V97H238ZM242 98V97H241ZM244 99H242L243 101L244 100H246L245 98L246 97H243ZM247 98H249V97H247ZM255 98V97H254ZM17 99H18V102H19V100L21 101V102H19V103H21V104H19V107H18V104H16V102H17ZM37 99V100H38ZM44 99V98H43ZM48 99V98H47ZM47 99H45V100H47ZM80 99V98H79ZM79 99H78V101H79ZM92 99H94L93 101H92ZM111 99H113V98H111ZM115 99V98H114ZM113 99V100H114ZM137 99V98H136ZM171 99V98H170ZM179 99V98H178ZM177 99V100H178ZM263 99H264V96H263ZM37 100H35V101H37ZM49 100V99H48ZM85 100H86V98H85ZM96 100V101H97ZM104 100V101H105ZM118 100V99H117ZM127 100V99H126ZM161 100V99H160ZM163 100V99H162ZM177 100H176V102H177ZM181 101L183 100V98H181L180 99ZM186 100V99H185ZM198 100V99H197ZM233 100H234V98H232L231 99V102L230 103H232L233 102ZM237 99H235V101H236ZM255 100V99H254ZM253 99H252V101H254ZM258 100H261L260 98H258ZM16 101V102H15ZM41 101H43V100H41ZM81 101H84V99L83 100H81ZM81 101H80V103H81ZM89 101H87V102H89ZM104 101L103 102H101L100 100H99V103H100V105L99 104H94L95 103V101L93 102V104L94 105H96V106H94L93 105V107H96L97 108V106H102L103 105V103H104ZM109 101H111V100H109ZM119 101V100H118ZM165 102L167 101L166 99L164 100ZM171 101H172V99H171ZM179 101V100H178ZM181 101H180V103H181ZM202 101V102H203ZM242 101V102H243ZM248 101V100H247ZM263 101V100H262ZM17 102V103H18ZM32 102V101H31ZM44 102V101H43ZM46 102H48V101H46ZM51 102V101H50ZM49 102V104H51ZM55 102V103H54ZM69 102H71V100L69 101ZM73 102V101H72ZM86 102V101H85ZM98 102V101H97ZM112 102V101H111ZM111 102H109L110 104H112ZM153 102V101H152ZM160 102V101H159ZM159 102H157L158 104H160ZM164 102V103H165ZM187 102V101H186ZM239 102V101H238ZM241 102V103H242ZM264 102V101H263ZM73 103H75V102H73ZM118 103V102H117ZM130 103V102H129ZM179 103V104H180ZM199 103V102H198ZM197 103V104H198ZM240 103V102H239ZM248 103V102H247ZM258 103V102H257ZM261 103V102H260ZM25 104V103H24ZM28 104V103H27ZM26 104V105H27ZM52 104V105H53ZM59 104H57V105H59ZM64 104V105H65ZM79 104V103H78ZM110 104H108V108H110L111 106H110ZM124 104H126L125 103V101H124ZM128 104V103H127ZM127 104L125 105V109L124 110H126V106H127ZM181 104H183V103H181ZM202 104H204V103H202ZM225 104V103H224ZM223 104V105H224ZM227 104V103H226ZM233 104V103H232ZM261 104H263V103H261ZM51 106L50 105V107L54 110V107L56 108V106ZM89 105H91L92 106V104H89ZM117 106L118 104H116L115 102H114V106ZM173 105V106H172ZM205 104H204V107L206 106ZM229 105V104H228ZM244 105V104H243ZM249 105V104H248ZM255 105V104H254ZM253 105V106H254ZM15 106H16V108H15ZM79 106V105H78ZM107 103L105 104V109L107 110ZM110 106V107H109ZM121 106H122V104H121ZM120 106V108H122ZM154 106V107H153ZM164 106V105H163ZM180 106V105H179ZM186 106V107H187ZM203 106V105H202ZM227 106V105H226ZM225 106V107H226ZM232 106V105H231ZM240 106V105H239ZM264 106V105H263ZM7 107V109H9ZM18 107V108H17ZM23 107L21 106V108L23 109ZM43 107V106H42ZM50 107H49V109H50ZM59 107H60V105H59ZM59 107H58V109H59ZM61 107L62 108H64V106H62L61 105ZM65 107V108H66ZM123 107H124V105H123ZM183 107V106H182ZM185 107V106H184ZM241 107V106H240ZM262 107V106H261ZM89 108H91V110H92V107H89ZM99 108H101V107H98L97 109H99ZM112 108H113V104H112ZM112 108H110V110L112 109ZM115 108V107H114ZM118 108V107H117ZM197 108V109H196ZM207 108V107H206ZM233 108V107H232ZM252 108V107H251ZM264 108V107H263ZM7 109H5V110H7ZM49 109H48V111H49ZM57 109V108H56ZM56 109H55V111H54V113H53V116H55V115H59L60 117L62 116V114H60L59 112H60V110H57L58 111V113L59 114H55L56 113ZM94 109V108H93ZM103 110H104V107L102 108ZM129 109V110H130ZM188 109V110H187ZM241 108H239L238 107V109H236L237 110V112H238V110L239 111H241V110H243V108L240 110ZM248 109H250V108H248ZM256 109H257V107H256ZM44 110H46V109H44ZM96 110V109H95ZM95 110H93V111H90V109H88V112H92L93 113V115H92V113H90L93 117L91 118V119H94L95 118V116H96V118H98L97 117V115H95L94 114V112H96ZM123 110V109H122ZM123 110V111H124ZM128 110V108H127V111H129ZM179 110V109H178ZM200 112H199V111ZM260 110V109H259ZM258 110V111H259ZM264 110V109H263ZM262 110V111H263ZM10 113H12L10 110H8ZM24 111V110H23ZM82 111V112H81ZM108 111V110H107ZM112 111H114V110H112ZM112 111L110 112L109 111V114H114V113H112ZM120 111V110H119ZM224 111V110H223ZM254 111H255V108H254ZM44 112V111H43ZM71 112H69V114H71ZM103 113H105L104 111H102ZM101 112V113H102ZM114 112H116V110L114 111ZM117 112H118V110H117ZM180 112V113H179ZM237 112L235 111V113L236 114H234L233 113V115L236 117V115H237V117H238V114H237ZM242 112V111H241ZM76 113H77V116L79 115V117H77L76 116ZM125 113H128V112H126L125 111ZM125 113H124V115H125ZM171 113L173 114V115H177L176 117L174 116L173 117V115H171ZM227 113V112H226ZM239 113V112H238ZM18 114H19V112H18ZM74 114V113H73ZM72 114V115H73ZM256 114H258L257 112H255L254 113V115H252V116H254V117H256ZM262 114H264V113H259L258 115H257V118H256V120H258V121H260L261 122V120H263V118L264 117H262L261 118V116H262ZM0 115H2V112L0 113ZM7 115V114H6ZM6 115L4 116V118L6 117ZM11 115H13V113L11 114ZM10 114L9 115H7V117H8V119L10 120L11 119V117H9V116H11ZM38 115H40V114H38ZM105 115V114H104ZM108 115V114H107ZM121 115V114H120ZM124 115H122L123 117H124ZM127 115H129V114H126V116L125 117H127ZM216 115V114H215ZM232 115V116H233ZM243 115H245V114H243ZM243 115H241V117H240V115H239V119H240V121H245L244 123L246 124V121H247V117H246V115H245V117H242ZM52 116V115H51ZM89 116V115H88ZM121 116V117H122ZM218 116V115H217ZM231 116V117H232ZM249 116H251V115H249ZM2 117V116H1ZM0 117V119L2 120V118ZM17 116L16 115H14V117L12 116V118H13V120H14V118H16ZM27 117V116H26ZM32 117V116H31ZM47 117H48V115H47ZM50 117V116H49ZM49 117L47 118L48 120H46V123H50V120H49ZM59 117V118H60ZM84 117V116H83ZM84 117V118H85ZM116 117H118V116H116ZM124 117V118H125ZM129 117V116H128ZM236 117V118H237ZM19 118V117H18ZM30 118V117H29ZM52 118H55V117H52ZM58 118V119H59ZM95 118V119H96ZM242 118H243V120H242ZM245 118H247L246 120H244ZM17 119V118H16ZM102 119V120H101ZM118 119H119V121H118ZM122 119V118H121ZM127 119V120H128ZM233 119H234V117H233ZM232 119V120H233ZM239 119H237V120H235L234 119V121H238L239 122ZM249 119H251V118H249ZM248 119V120H249ZM18 121H17V123L19 122V120H21V119H17ZM21 120V121H22ZM45 120V119H44ZM56 119H54V121H55ZM118 121L119 122V124H117L116 123V121ZM126 120V119H125ZM254 120V119H253ZM5 121H7V120H5ZM14 121H16V120H14ZM20 121V125L19 126H23L22 124V122ZM53 121V123H56V122H54ZM64 121V120H63ZM66 121V122H67ZM101 121V122H100ZM113 121V122H112ZM198 121L200 122H203V128L205 129V133L204 134H206L207 135V132L209 133V136L211 135V133H212V135H214V136H211L212 137V139L210 138L209 139V137L208 138H206V139H209V140H206L204 137H202L201 135L199 136V131L195 128V126L193 125V124H197L198 123ZM234 121H233V123H232V125L234 124ZM11 122V121H10ZM13 122V121H12ZM25 122V121H24ZM45 122V121H44ZM62 122V121H61ZM87 122H88V124H87ZM91 122V121H90ZM93 122H95V121H93ZM115 122V123H114ZM129 122H127V123H129ZM228 122H229V124H228ZM248 122V121H247ZM249 122H251V120H249ZM264 122V121H263ZM262 122V123H263ZM16 122H14V126H17V124H15ZM22 123V124H21ZM95 123H98V122H95ZM95 123L93 124V123H91V125L89 124L88 126H90V128L91 127H95L94 128V130H91V131H94V132H92L93 134H96L98 131H96V133H95V130L98 128V125H96L97 126V128H96V126H94L95 125ZM104 123V122H103ZM102 123V124H103ZM131 123H129V124H131ZM253 123V122H252ZM42 124V123H41ZM43 124H45V123H43ZM62 124V123H61ZM87 124V125H86ZM92 124H93V126H92ZM106 125H107V123H105ZM124 124V123H123ZM201 124V123H200ZM199 124V125H200ZM250 124V123H249ZM24 125H25V123H24ZM38 126V128H36L37 126ZM83 125V126H82ZM106 125H103V128L105 127V129H107V127H106ZM125 125H127V124H125ZM239 125H242V124H238V126H237V124L235 125V126H237V127H239ZM244 125V124H243ZM260 125H262V124H260ZM51 126L52 127H54L52 124H51ZM123 126V125H122ZM121 126V127H122ZM190 126V128H189V130H186L188 127ZM18 127V126H17ZM46 127V128H45ZM101 127H102V125H101ZM111 127V126H110ZM113 127L112 128H109V130H111V132L110 133H112V134H114V132H112L113 130ZM129 127H131V126H129ZM134 127H141L140 129H138V130H141L140 131V135H139V137L137 138V136H138V131L136 132L135 130V128ZM199 127H201V126H199ZM224 127L225 128H227L228 130H227V132H225V129H224ZM262 127V126H261ZM21 128V127H20ZM22 128H24V127H22ZM21 128V129H22ZM51 129V133H49V136L47 135V131H48V129ZM62 128V127H61ZM89 128V129H90ZM103 128H101V130L103 131ZM120 128V129H119ZM128 128V127H127ZM202 127H201V129H203ZM230 128V129H231ZM243 128V127H242ZM36 129H38L37 130V132H36ZM91 129H93V128H91ZM105 129H104V131H105ZM199 129V128H198ZM200 129V132L202 131ZM234 129V130H233ZM239 129V128H238ZM252 129V128H251ZM23 130V129H22ZM81 130V131H82ZM98 130V129H97ZM100 130V129H99ZM122 130V131H121ZM131 130V131H130ZM185 130V131H184ZM263 130H264V128H263ZM262 130V131H263ZM86 131H85V133L82 131V133H83V135L84 134H86ZM98 132L99 134H101V133H104V132ZM108 131V130H107ZM183 131V132H182ZM207 131V132H206ZM247 131V130H246ZM252 131H255V130H252ZM0 132H2V131H0ZM14 132H16V129H15V131ZM45 132V133H44ZM126 132H127V134H126ZM179 132H182L181 134L179 133ZM202 132H204V131H202ZM243 132V131H242ZM41 133H43L41 136H40V134ZM54 133V134H53ZM74 133V134H75ZM109 133V132H108ZM177 133H179L178 135H177ZM247 133H249V131H247ZM257 132H255V134H256ZM39 134V135H38ZM50 134L51 135H53V136H50ZM80 134V135H79ZM79 134H77V135H79V137L81 136V138H80V140H79V138H78V136H77V139L74 137V139H76V140H78V141H81V139H82V137H83V135H81V133H79ZM88 134H91V133H89L88 132ZM98 134V135H99ZM104 134H106V133H104ZM104 134H102V135H104ZM135 134H137V136H135ZM240 134V133H239ZM249 134H253V132L251 133H249ZM248 134V135H249ZM2 135H3V133H2ZM48 136L49 138H48V140H44V137L45 136ZM56 136H57V134H55ZM97 135V134H96ZM101 135V136H102ZM107 135V134H106ZM177 135V136H176ZM231 135H229V136H231ZM235 135H236V133H235ZM242 135V134H241ZM13 136H14V134H13ZM85 136H87V134L86 135H84V137ZM91 136H93V135H91ZM108 136V135H107ZM113 136V135H112ZM233 136H232V138H233ZM240 136V135H239ZM243 136V139H244V135H242ZM251 136V135H250ZM34 137V138H33ZM38 137V138H37ZM88 137H89V135H88ZM96 138H99V137H97V136H95ZM237 137V136H236ZM247 136L245 135V138H246ZM20 138V139H19ZM46 138V137H45ZM87 137H85L84 138V140L83 141H85V139H86ZM90 138V137H89ZM88 138V139H89ZM95 138V139H96ZM101 138V137H100ZM227 138V137H226ZM231 138V137H230ZM239 138V137H238ZM248 138H251V137H247V139ZM253 138H254V136H253ZM260 138H262V136L260 137ZM263 138H264V132H263ZM47 139V138H46ZM56 139H57V141L58 140H60L59 142H60V145H57V144H59V142H57L56 143V145H55V141H56ZM87 139V140H88ZM92 139H94V136H93V138ZM94 139V140H95ZM110 139V140H109ZM112 139V140H113ZM222 139V138H221ZM224 139V138H223ZM228 139V138H227ZM227 139H224V141L225 140H227ZM247 139H244V141L245 140H247ZM252 139V138H251ZM259 139V138H258ZM27 140V141H26ZM33 140V141H32ZM35 140V141H34ZM230 140V139H229ZM261 140L262 139H259V140H252L254 143L255 142H257V143H259V142H261ZM65 141H67V142H65ZM82 141V142H83ZM224 141H223V143L222 144H224ZM243 140H242V138L240 137V139L238 140V139H236V143L237 144H232L233 146H236V145H238V146H236V147H238L239 148V150L237 151V153L239 154V156L240 157H242V163H241V168H243V170L244 169H246V168H248V170H250V174H249V176H250V178H251V176L253 175H255L256 176V178L258 177V186L257 187H260L261 188V186L260 185H262L263 184V182H264V177H262L261 176V173L263 172H261V170H262V168H260V174L257 172V171H259V169L256 171V169L253 167V165H252V160L250 161V159H252L250 156V154H249V156H248V154H246V153H248V152H245L246 150H245V146H246V148H247V144L244 142ZM2 142V141H1ZM85 142H88V141H85ZM100 142H102L100 139H99V143ZM104 142V141H103ZM176 143V144H178V145H175V146H180L178 149H176L175 150V146H174V144L173 143ZM228 141H226L225 143H227ZM234 143H235V140L233 141ZM247 142V141H246ZM253 142H251L250 141V143H253ZM264 142V141H263ZM34 143H36V144H34ZM80 143V142H79ZM90 143L92 144V145H90ZM244 143L246 144V145H244ZM84 144V143H83ZM103 144H105V142L103 143ZM169 144H172V145H169ZM261 145L263 144V143H260ZM36 145H39V146H37L36 148H38V150L40 149V151H38L36 148H35V146ZM249 145V144H248ZM258 145V144H257ZM218 146V147H217ZM230 146V145H229ZM233 146H231V147H233ZM256 146V145H255ZM227 148V147H226ZM237 148V149H238ZM25 149H28L29 151H30V153L28 154L29 156H32V158L33 159H35L34 161H36V164L34 165L33 163H32V165H34V168H32V166H31V164H28V162L27 161H25L24 162V160H23V166L21 167L22 168V170L24 171V172H22V173H20L19 174V172H18V169L17 170H14V171H12L13 170V168H15L14 166H15V164H13L11 161V164L9 163V165H8V167H7V160L11 157V156H13V153H15L17 150H18V152H19V150H21L22 152L23 151H25ZM233 149H234V147H233ZM257 149V148H256ZM255 149V150H256ZM254 150V151H255ZM32 151V152H31ZM22 152H20V153H22ZM26 152V151H25ZM25 152H23V153H25ZM174 152H176V154L177 155H172V154H174ZM253 152V151H252ZM260 152V151H259ZM22 153V154H23ZM28 153V152H27ZM233 153V152H232ZM257 153H258V151H257ZM26 154V153H25ZM161 154H164V155H162L161 156ZM169 154H171L172 155V159L170 158V156H169V158L170 159H166V158H168L167 156L169 155ZM254 154V153H253ZM252 154V155H253ZM259 155V154H258ZM255 156V155H254ZM260 156V155H259ZM174 157H176V158H174ZM238 157V156H237ZM250 157V158H249ZM6 158V160L5 161H7V162H5L4 163V159ZM150 158V159H149ZM239 158V157H238ZM256 158V157H255ZM260 158H261V156H260ZM11 159V158H10ZM9 159V160H10ZM31 159V158H30ZM32 159V160H33ZM245 159H247V160H245ZM71 160V162H72V160H75V161H77V163H78V167H76V166H74V167H76L74 170H76V169H79L78 170V172H77V175H79V176H77V180L74 182V181H72V180H69L68 178H69V175L70 174H68L67 175V173H68V169H70L69 167H71V169H72V164H70L71 162H69ZM152 160H154L153 162H151ZM257 160H259V158L257 159ZM256 160V161H257ZM30 161V160H29ZM247 161V162H246ZM3 162V163H2ZM251 162V163H250ZM261 162V161H260ZM263 162V161H262ZM105 164L104 166L107 168H111L112 169V172L113 173H115L116 175H112L110 178L111 179H108V177H107V179L106 180H104L103 178L104 177H102L100 174H99V176H101L100 178H94L93 177V175H94V172H88V170L91 168H96L97 169V167L99 166L100 167V165L101 164ZM259 163V162H258ZM257 163V164H258ZM20 164V163H19ZM75 164V163H74ZM73 164V165H74ZM106 164H107V166H106ZM254 164V163H253ZM256 164V163H255ZM252 165V166H251ZM259 165V164H258ZM263 165V164H262ZM10 166H12V167H10ZM255 166V165H254ZM264 166V165H263ZM31 167V168H30ZM99 167H98V170H99ZM256 167V166H255ZM262 167V166H261ZM102 168V167H101ZM108 168L105 170V168H103L102 169V172H103V170H105L106 172H107V170H108ZM264 168V167H263ZM70 169V170H71ZM40 170V171H39ZM101 170V169H100ZM110 170V169H109ZM108 170V172H111V170L109 171ZM131 170H133V171H131ZM129 171H130V173L131 172H133V173H135L136 171H137V173L136 174H134V176H133V173H132V176L133 177H129V176H131L130 174H129ZM38 172H39V174L41 173L42 175H43V178H42V180H41V177L42 176H40L39 174H38ZM70 172V171H69ZM101 172V173H102ZM125 172V173H124ZM242 172V171H241ZM258 174H257V173ZM73 173V172H72ZM79 173V174H78ZM112 173V174H113ZM122 173H124V175L122 176L121 174ZM129 174V176H128V174ZM263 174V173H262ZM72 175V174H71ZM70 175V176H71ZM96 175V174H95ZM98 175V174H97ZM110 175H111V173H110ZM121 175V176H120ZM40 176V177H39ZM73 176V175H72ZM75 176V177H76ZM129 177V178H127V177ZM242 176V175H241ZM240 176V177H241ZM248 176V177H249ZM264 176V175H263ZM40 178V179H39ZM67 179L69 180V181H67ZM74 179V178H73ZM34 180V182H32V185H30V187L29 188H27V190L24 192L23 191V186L24 185H28L29 183H31V181H33ZM64 180H66V182H63ZM254 180H256V179H254ZM72 181V182H71ZM35 182H38V183H40V185H38L37 183V190H36V192H35V190H33V186H35ZM262 183V184H261ZM115 187H118V188H115ZM254 188V187H253ZM255 189V188H254ZM262 189H263V187H262ZM120 192H119V191ZM87 191V190H86ZM116 191H118L119 193H118V196H120L119 194L121 193V191H129L130 192V194L132 195V198H131V196H130V199H131V201H130V199H129V201H126L125 200V198H123L125 201H126V203H125V201L123 202V199L121 200V199H119V200H117L115 197H114V195L116 196L117 194H115V192ZM90 192V193H91ZM125 192V193H126ZM33 193H35L34 195H33ZM86 194H88V191L87 192H85ZM92 193H91V195L89 194L88 196L89 197H91L92 196ZM251 193V192H250ZM85 194V195H86ZM95 194H93V195H95ZM124 194V193H123ZM261 194H262V192H261ZM97 195V194H96ZM96 195H95V198H96ZM128 195V194H127ZM87 196V197H88ZM126 196V195H125ZM86 197V196H85ZM87 197H86V199H87ZM88 197V198H89ZM122 197V196H121ZM97 198H98V196H97ZM113 198H115V200H117V201H119L118 202V204H121L122 202L123 203H125L126 205H124V206H128V205H132V208L130 209L129 207V210H127V208L125 209V210H127V211H129L128 213V215H133V217L131 216V218L130 219H132L131 221H133V222H135V223H137L138 225H135V226H140L141 228L142 227H144V223H145V221H144V219H146V217L144 218V217H142V219L143 220H140L139 218V212H141V211H147V210H149L150 209V213H148V214H150L151 215V210H153V212H155L156 214H157V212L156 211H154L155 209L158 211V209H164V207L167 209L166 211V214H165V216H163V213L165 212H161V209H160V211L158 212V214L157 215H160L161 213H162V215H160V216H163V217H166L165 219H168V221L166 220V227H168L169 229V232H168V234H166V233H162L163 231L164 232H167L168 230L166 229V231H165V228L166 227H164V230H161V226H159L158 227V225H160L161 224V222L163 221H161L158 225H155L156 226V228L155 229H150V230H154V231H157L156 229H159L160 228V230H161V233L164 235H161V236H163V237H161V236H156L157 234H155L154 236H156L155 238V240H152L151 241V239H154V236H152V234L154 233H152V231H151V236L153 237V238H149L150 239V241H149V239H148V242L150 243V248H151V242H155V244H154V252H155V260L153 259L154 258V256H153V252H150L151 253V255H146V254H149V252L148 253H144L143 254V252H142V244H140V243H142L143 241L142 240H144V239H141V238H143V235H144V233H143V235H141V233L143 232H139V234H140V236H142L141 238H139L140 236H137V237H135V234H134V239L133 240H130V233L128 232V229H130V228H128V226H130L131 225V222H130V225H128V226H126L127 224H128V222L126 223L125 222V220H126V218L127 217H124V211L122 212V214H121V216L123 215V217L122 218H125V220H123L122 218H121V216H119L120 215V212H121V209H119V208H121V207H117L116 208V206H114L113 207V205H118V204H115V202H117V201H115L114 202V199ZM120 198V197H119ZM129 198V197H128ZM261 198H263L264 199V197H262L261 196ZM12 200V202H10L9 203V201H11ZM24 200H26V201H24ZM88 200V199H87ZM93 200V199H92ZM24 201V202H23ZM91 201V200H90ZM89 201V202H90ZM96 201V200H95ZM122 201V202H121ZM85 202V201H84ZM93 202V201H92ZM96 202H98V204L100 203L99 202V200H97ZM61 203V202H60ZM86 203V202H85ZM91 204H93V203H91ZM97 204V203H96ZM102 204V203H101ZM258 204V205H259ZM95 205V204H94ZM122 205V204H121ZM82 206V205H81ZM95 206H98V205H95ZM101 205L99 204V207H100ZM124 206H122V209L123 208H125ZM147 206V207H146ZM87 207V206H86ZM98 207V208H99ZM143 207H145V209L143 208ZM260 207V206H259ZM116 208V209H115ZM141 208H143V209H141ZM147 208V209H146ZM158 208V209H157ZM53 209H52V211H53ZM70 209V208H69ZM115 209V210H114ZM117 209H119V213L117 212L118 210ZM56 210V209H55ZM78 209L76 208V209H73L72 211H74V212H76ZM98 210V209H97ZM126 211V212H127ZM153 212H152V215L151 216H155L156 217V214L154 213L153 214ZM161 212V213H160ZM131 213V214H130ZM126 215H127V213H125ZM141 214H144L143 212H141ZM146 215V216H150V215ZM92 214H90V216H91ZM96 215H97V213H96ZM95 215V216H96ZM99 216H100V214H98ZM72 216V215H71ZM142 216H144V215H142ZM60 217V216H59ZM73 217V216H72ZM155 217L153 218L154 220H155ZM60 218H62V217H60ZM88 218V217H87ZM148 218V217H147ZM150 218V217H149ZM147 219L148 221L150 220V219ZM152 218V217H151ZM157 218H158V216H157ZM59 219V218H58ZM71 219V218H70ZM83 219V218H82ZM129 219V220H130ZM162 219V218H161ZM61 220V219H60ZM91 220V221H92ZM77 221L78 220H70V221H68V222H66V223H62L63 221H61V225H60V227H62V229H61V233L65 230H68L67 231V234H68V232H73L74 231V228H75V226H74V223H77ZM82 221H85V220H82ZM90 221V220H89ZM89 221H85L86 223H85V227H87L86 225H88V222ZM127 221V220H126ZM148 221H146V223H148ZM52 222V223H51ZM60 222V221H59ZM58 222V223H59ZM80 222V221H79ZM93 222V221H92ZM92 222H89L90 224L92 223ZM125 222V223H124ZM144 222V223H143ZM151 222V221H150ZM149 222V223H150ZM153 222H155V221H153ZM159 222V221H158ZM157 222V223H158ZM49 223H51V224H49ZM134 223V224H135ZM143 223V224H142ZM145 223V224H146ZM149 223L147 224V225H149ZM44 224V225H45ZM89 224V225H90ZM95 224V225H96ZM142 224V225H141ZM81 225V224H80ZM83 225H84V222H83ZM94 225V226H95ZM133 225V224H132ZM147 225H145V227H147ZM150 225H151V223H150ZM150 225H149V227H150ZM134 226V227H135ZM154 226V227H155ZM164 226V225H163ZM45 227H46V225H45ZM85 227H83L82 229H78L80 232V234H81V239L83 240L82 242H85V240L84 239H86V238H93L91 235H93L92 233H90V232H88L89 230L86 228L85 229ZM93 227V226H92ZM139 227V228H140ZM151 227H152V225H151ZM137 228V227H136ZM140 228V229H141ZM91 229V228H90ZM138 229V228H137ZM140 229H138V231L140 230ZM145 228H143V229H141V230H144ZM149 229V228H148ZM88 230V231H87ZM99 230V229H98ZM97 230V231H98ZM104 230H102V231H104ZM140 230V231H141ZM149 230V231H150ZM159 230V231H160ZM64 231V232H65ZM91 231V230H90ZM101 231V230H100ZM99 231V232H100ZM137 231V232H138ZM145 231V230H144ZM159 231H158V235H160L159 234ZM75 232H76V230H75ZM148 232V231H147ZM147 232H145L146 234H148ZM32 233V232H31ZM136 233V232H135ZM75 235H77V233H75ZM136 235H137V233H136ZM149 235H150V233H149ZM107 236H108V238H107ZM129 236V237H128ZM18 237V238H17ZM76 237V236H75ZM75 237H73L74 239H72V240H77L78 238H75ZM96 237V236H95ZM133 237V236H132ZM27 238V237H26ZM32 238H34V237H32ZM90 238V239H91ZM111 240H110V239ZM147 238V237H146ZM16 239V240H15ZM15 240V241H14ZM79 240V239H78ZM109 240V241H108ZM138 240H141L140 241V243L138 242ZM99 241V242H100ZM137 242L141 245H139V244H137ZM144 242H145V240H144ZM143 242V246L145 245V247H146V245H148L149 243L147 242V243H144ZM17 243H19V242H17ZM22 243V242H21ZM97 243V242H96ZM95 243V244H96ZM61 244V243H60ZM63 244V243H62ZM62 244H61V246H62ZM65 244V243H64ZM63 244V245H64ZM101 244H99V245H101ZM17 245V244H16ZM48 245V244H47ZM66 245H68L67 243H66ZM66 245H64V246H66ZM139 245V246H138ZM153 245V244H152ZM18 246V245H17ZM55 246V245H54ZM59 247H60V245H58ZM58 246L56 247V248H58ZM263 246V245H262ZM28 247V246H27ZM145 247H143V249L145 248ZM15 248H17V247H15ZM66 249H68L67 247H65ZM69 248H70V246H69ZM84 248V247H83ZM86 248V247H85ZM83 249L82 251L81 250H79V252L78 251H76L77 252V254L75 255V256H77L76 258H75V256H71V255H73V254H75V253H73L70 249H68L69 251H70V253H68L69 254V259L68 258H66V259H68V262H69V260H73L74 261V259H76V260H80V263L79 262H77L78 264H92L91 262H90V258L91 257H89V254L91 253V252H88L87 250H88V248H87V250L86 249ZM149 248V249H150ZM97 249H99V248H97ZM148 249V248H147ZM99 250H101L102 252H109L107 249H105V248H103V249H99ZM151 250V249H150ZM12 251V250H11ZM26 251V250H25ZM57 251H59V250H57ZM69 251H67V252H69ZM116 249L114 250V252H112V253H117L118 252ZM264 251V250H263ZM5 252V253H4ZM13 252V251H12ZM73 254H72V253ZM9 254V253H8ZM67 254V253H66ZM67 254V255H68ZM108 254V253H107ZM106 254V255H107ZM119 254V255H120ZM164 254V255H163ZM6 255V254H5ZM30 255V254H29ZM56 255H57V253H56ZM63 254L61 253V254H58V256H62ZM105 255V256H106ZM159 255H161L162 257H159V258H157L156 256H159ZM91 256V255H90ZM117 256V258H118V255L116 254V255H114V257H116ZM151 256H153L152 257V259L154 260H152V259H149V257L151 258ZM71 257L73 258V259H71ZM20 258V257H19ZM88 258H89V261H88ZM120 259H121V257H120ZM153 262H152V261ZM24 261H27V260H24ZM62 261V260H61ZM72 261V262H73ZM121 261V260H120ZM28 262V261H27ZM34 262V261H33ZM39 262V261H38ZM65 262V261H64ZM90 262V263H89ZM168 262V263H167ZM29 263H30V261H29ZM66 263V262H65ZM73 263H75V262H73ZM95 263V262H94ZM93 263V264H94ZM23 264H25V263H23ZM76 264V263H75Z\"/></svg>",
  "mask_w": 264,
  "mask_h": 264
},
{
  "label": "rangeland",
  "instance_id": "obj_2",
  "mask_svg": "<svg viewBox=\"0 0 264 264\" xmlns=\"http://www.w3.org/2000/svg\"><path fill=\"white\" fill-rule=\"evenodd\" d=\"M134 1H136V0H134ZM137 1H138V0H137ZM139 1H140V0H139ZM148 1H149V0H147V1H146V0H141L142 4L138 2V5H141V6H139V7H141V8L144 7V8H143V9H144L143 11H146V9L148 8V9H150L151 12H152V10H155V8H156V11H157L156 13H157L159 16H158L157 14H155L154 11L151 13L150 10L147 11V14L150 13V14H149L150 16H148L149 19H151L152 16H153V18H154V16L156 15L155 18H154V20L157 21V22H155L154 20H153V22H154V23H157V24H154V23H153V24H154V26L157 25L155 28H157V29L159 28L158 30L155 29L156 32H155L154 37H155V36H156V37H155V38L153 37L152 39H153V40L155 39V40H154L155 43H156L157 39H159V38H160V39L158 40L159 42H160V40H162L161 43H159L160 45H158V46L153 42V51H152V49H151L152 47L150 48V51L154 52V50H156L157 52L155 51V54H156V53L158 54V50H157V49H159V51H160V46H161V44H165V43H162V42H164L163 40L167 39V40H165V42L168 41V44H169L168 46L171 45V47H172V51H171V48L169 47V49H170L169 52H170V53L172 52V53H173V56L175 55V56H174L175 58H173V56L171 55L172 53H171V54L168 53V52H167V53H164V52L162 51L166 45H165L164 47H163V45H162L163 48L161 47V48H162V49H161V53L163 52V54H164V55L166 54V56H167V54L170 55V56H172V59H174L175 61H179V60L182 58L183 60H181V62H182V61H183V62H182V63L180 62L182 65H179V64H180L179 62H178V63L176 62V65H175V66H177V69H179V68H178V65H179V67L181 68V69H179V70L182 71V73H181L179 70H177V72H176V70H175L176 68L174 69L175 66H173V65L175 64V61L172 60V59H170L171 57H170V58L168 57V58H169V62H170V60H172L171 62L174 61V62H173V65H172V63H169V62H168V58L165 56V58H166L165 60L169 63V64L167 63V64L170 66V68H169V67H167L168 65L164 64V63H166V61H165L164 59H163V60H164L165 62L162 61V58H163L164 56H162V58H160V56H158V55H161L160 52H159L160 54H158V55L156 54L157 57H159V58H157V59L154 57V56H155L154 53H153L154 56L151 55L152 52H150L151 54H148V56H147L148 58L146 57L147 59H151V62L153 61L154 64L151 63L149 60L147 61L146 58H144L145 55H147V54H145V52H144L143 54H145V55L142 54V56H140V54H139V56H137V58H139V59L142 58V61L139 60V59H136V58H132L133 61H128V60L126 59V60L128 61V63H131V62H132V63H131L132 65H130V64H128L126 61H124V63L126 62V63L128 64V68H129V70L124 68V64H123V63H122V64L120 63V64H119L120 67L117 68V69H115V70H116L118 73H120V74H117V73H115V71H114V73H115L117 76L113 73V70H114V69H113L112 66H110V65H109L110 68H109V67H106L107 69L109 68L108 70H107L106 68H104V70L108 71V73H106V71H105L106 74H105V73H102V72H104V70H101V72H100L101 75H98V77L100 76L101 78H99V79L101 80V79H102V76H103V74H104L103 79H105V81H106V79H107V81H106V86L104 85V84H105V81H104L103 79L101 80V82H103V84H102L101 82H98V77H97V79L95 78L96 75L94 76L95 80H94L93 77H92V78H93V80H92V78H90V76H89V79H85L87 76H83V77H84V78L82 79L83 82L86 80L87 83H85L86 81H85L84 83H83L82 81H81L82 83L79 81V82H78L79 84L77 85V87H79V88L81 87L80 89L74 87V86H75L74 83L72 84L73 87H72L71 84H69V86H71L72 88H75V89H73L74 91H76L77 89L79 90V92H76V93L78 94V96L80 95V96H79L80 99L78 98V99H79V101H78V99H74V100H73V98H71V97H75V98H76L77 94H74L75 92H74V93L71 92L72 95H70L71 93L69 94L70 97H68V98H71V99H70L71 102H69V101H70L69 99L65 101V99H66L67 97H63V95H62V97L64 98V101L66 102V104H65V103H63V104H59V102H61V101H59V100H55V101H58V102H56V103L60 105V107H59V105H57V104L54 105V104L52 103V102H53V100H51V99H53L52 97H46L47 95H49V92L47 93V91L42 90V89H43V86H44V89H45V85H44V83H43V85H41V84H37V83H42L41 80L43 79V76L41 75V76H42V79H41L40 76H38V77H40V78H38V77H36V76L38 75V73H39V75H40L41 72H40L39 69L43 68L44 65L41 66V65L34 64V65H35V68H34V65H32V64H30V63H28V62H27V64H26V62H24V61H22V62H21V61H17V62L19 63V64H17V62H14L13 60H12L13 62H12V64H11V61H10V60H6V59H5V56L2 55V56H0V85H1V86H0V91H1V89L4 87V85H5V87H6V84L3 83V82H4V79H6L5 77L8 78V76L10 75V78H9V79L14 78V77H11V76H13L14 73H16V74H15V77L17 78V79L14 78V79H16L14 82H17L16 85H19V84L21 85V82H22V84L24 83V85H26V83H29V82H30V81H29L30 77H32L30 80H32V82H31L32 85H31V86H33V85H34V82H35V79L37 78L38 80L36 79V82H35L36 84H35L33 87H34V89H35V86L38 85L39 87H42V88H39V87L37 86V87H36V90L39 89V90H42L43 92L37 90V91H36L37 93L34 94V91H35V90L31 89L32 87H30V83L26 85L27 88H28V91H27V88H25L24 86H22V87L19 86V87H20V88H23V87H24L23 89L26 90V92H27L26 95H27V96H28V93H29V91H30V89H31L32 92L29 93V96L31 95L32 97H35V98H36L37 94H39V92H40L41 94H39L38 98H39L40 96H41L40 98H42V96H43L44 99L42 98L41 100H43L44 102L41 101V100H39L40 98H39V99L37 98L38 100L35 99V98H29V99H26L27 102L25 101V102H23V104H21V103H19V102H21V101L19 100V102H18V99H17V102H18V103H17L16 101H15V102H16V104H18V107H19V104H21L20 107H19L20 110L24 113V112H25L24 107H25V108H26L27 106L29 107V106H31L32 103H34V106H31V108H32V107L34 108L33 110H34L35 113H36V115H35V113L33 112V114L35 115V118H34V119H35V120L37 119V121H35V120H34V121H35L36 123L38 122L37 124H39V127H40V128H41L42 125L45 126L46 124H48V125L50 124L49 127H51L52 131H53V129H55L56 127H57V130H58V127H59L60 130L57 131V133H56V129L54 130V133L57 134V136L53 133L54 136H55V138H57V139H60L58 136H60V135L62 134V131H63V132H64V131H67V130H64V129H66L67 127H68V128H67L68 131L70 130V128H71V130H74V129H75V130H76V129L78 130V129L81 127V125H80L79 123L82 122V119L84 120V119H86L87 117H89V118H87V119L85 120V122L88 121L90 125H91V123L94 124L95 122H98V123H95V125H94V126L98 125V128H97V126H96V128H97L98 130L96 129V130H95V133H96V131L101 132V131H102L101 128H103V125H106L105 123H107V125H106L107 129H105V127H104L102 132L106 133L108 136H107L106 134H104V133L99 134L98 132L96 133L97 135H96V134H93L92 132H94V131H91V130H94L95 127H91V128H93V129H91L90 126H88V125H89L88 122H87L88 125H87V124H86V125H87V127H89L90 129L87 128V131H86V130L84 129V128H85V122L83 121L82 124L84 123V127H81V128H83L84 130H82L81 128H80V129H81L84 133H85V131H86L87 136H85V137H87V138L85 139V141H88V142L83 141L84 138H85L84 135H86V134L83 135V133H82L81 130H78V131H77V132H78L77 134L81 133V135H83V137H82L83 140L81 139V141L76 140V139H77V136H78L79 140H80L81 136L79 137L80 134L77 135V134L75 133V132H76L75 130H74L75 132H73V134H71L72 131H70V133H67L68 135L70 134V138H71V136L76 135V136H74L76 139H74V137H72V139L74 140L75 143L77 142V144H79L81 147L84 146V148H82V149H85V148H86V146H87L86 144H88L87 148L89 147V141H90V142H91V141H92V142L94 141L95 144L91 142V143L94 144V145H92V144L90 143V145H92V146H95V147H96V143H97V141H98L97 146H101V145H103L102 147H106V146L111 145V143H114V142H115V141H114L115 139H113L112 137H115V134H116L115 132L118 130V128L116 127V126H118V125H113V124H109V122H105V121H108L107 118H108L109 115H110V117H112L113 115L115 116L116 113H120L121 115H120V114H117V115H116V116H118V117H116V116H115V118H113L114 116L112 117V118H113V121H114V119L117 120V118H119V116H120V120L123 121L122 123H120L121 126L123 125L122 127H121L120 124H119V122H120L119 119H118L119 122L115 120L116 123L119 124L120 128L122 129L124 126H126V127H124V129L126 128V131H127V132L129 131V128H131V130L133 129V124H132L131 122H129L130 119H128V118H131L130 115L132 116V113H133L132 110L134 109V108H133V107H134L133 105H135V108L138 106V105L136 106V104H135L136 102H134V100L137 101V100H139V98L141 97V96H140V97L138 98V96H137L138 91H137V90L140 89V90H139V93H141V94H142V92L145 93V91H143V90H144V89H143V88H144L143 82H141V80H138V79H140V77L143 76V79H144V80H143V79H142V80L145 81V79H146L145 77L148 78V76L152 77L151 75H153L155 80H156V79L159 80L160 77H161L160 81H162V80L164 79V80H165V82H164V80H163L164 83H167V82H166L167 80L173 82L174 80H178V79H179L180 81H177V83H174V85H177L178 83H180L181 86H183V87H182V90H181V86H180V84L177 85L178 87H180L179 90H181L183 93H185V96H184V97H183V95H182V93H181L180 91L177 92V91H178V89H177L178 87L176 88V86H175V88H174L175 90L177 89V91H175V92H177L178 94L176 95V93L174 92V89H173L172 87H168V86H166V85L172 86V85H173L172 82H169L170 84L167 83V84H164V86H162V85H163V84H162L163 82L161 83L160 81H157V80H156V82H155V80L153 79L154 82H155V83H154V84H155V85H154L155 90H154V88H153V91L151 92L152 95H151V102H150L151 104H150V105H152V104L154 103L155 99H156V101H155V103H154V106L157 105V107H156V106H155V107L153 106L155 109L158 108V106H159V108H160V106H161L162 103H163V105H164V106L162 105V107H165V106L167 105L166 103L169 104V102H170V104H174V103L176 104V103H177V104H178L177 106H178V107H181V108H178L179 110H178V109H177V110H176V109H173V110H172V111H173L172 113H174V111H175V113H176L177 111H181L182 109H183V110H186V108L190 109V108L188 107V106H189V103H188V102H190V104H191V101H190V100H192L193 98H196V97H197L198 100L195 99V100H194V103H195V101H196L195 104H196V107H198V106L200 107L199 110H200L201 107H202V109L200 110V111H202V112H200L199 110H198V111H199L200 113H203V111H204V113H207V111L209 110V106L206 105V103H207L206 100H207V101L210 100V99H208V96H209V95L211 96V94H209L208 91H211V87H210V86L212 85V84L210 83L211 79L209 78L208 74L210 75V77L215 78V81H218V80H219L218 82H221V80H220V79H222V78H221V75H222V74H221V71H224L226 65H227L228 67H229V65H230V67L228 68V77H230V78H229V81H230V85H229L230 87H229V88H230V90H233V91H232L233 93H232V95H231V92L227 94V96L225 97V102L223 101V102L221 103V105H220V107H222V108H220V111L215 112L216 115L213 114V117H214V119L216 120V119H218V118L220 117L221 114H224V112H225V115H227V116L229 117L228 121H229L230 118H231V121H232V123H233L234 119H235V120L239 119V115H240V117H241V115L245 114L246 117L248 116V117H247L248 119L251 118V119H249V120H251V122H249V120H248L247 118H245L244 120L247 119V121H248V122L246 121V124L244 123L245 121H240V119H239V122H238V121H237V122L234 121V124L232 125V123L229 121L231 125H229V130H228L227 128L224 127L225 132H227V130H228V131L232 130V128H231L230 126L235 127V131H234V133H233L234 136L230 134V132H232V131H230L228 134L231 135V136H229V135H228V136L226 135V136H224V137L219 136L220 138L217 139V141H218L217 143H218V146L220 145V146H219L220 148H222V146L225 145V144H226V145H227V144L230 145V146H229V145H228V146H224L225 149L228 150L229 147H230V149L232 148L231 150H232L233 153L231 152L230 149L228 150L229 152H231V153L229 154L230 159L234 160V163H235L234 165L236 166V167H235V168H236V172H237V171L239 172L238 175H237V177H239V178L241 179V182H242L243 185L245 186V190L248 191V194H249V195H250V194L252 195V192H254L255 195L258 194V195H261L262 197H264V182H263V184L261 183V184H262V185H260L261 188H260V187H257V186H258V184H257V183H258V177L256 178L255 175H254V176L252 175L251 178H250V176H249V174H250V170H248V168H246V169H244V170H243V168H241V167H242V166H241V163H242V157H240L239 154L237 153V151L239 150V148H238L239 146H238V145H236V146H238V147L233 146L234 144H237V143H236V139L239 140L240 137H241L242 140L244 141V139H247V137H251L252 139H251V138H248L247 140L244 141V142L247 144V148H246V146H245V150H246L245 152H248V153H246V154H248V156H249V154L251 153V154H250V155H251L250 157H251L252 159H250V161L252 160V165H253V167L256 169V171L259 169V171H257L258 173L260 172V168H262L261 172L263 171V172H262L263 174L261 173V176L264 177V176H263V175H264V168H263V167H264V166H263V165H264V142H263V141H264V138H263V132H264V130H263V128H264V122H263V121H264V118H263V120H261V122L258 121L259 119L256 120L257 115H258L259 113H260V114H261V113H264V110H263V109H264V108H263V107H264V106H263V105H264V102H263V101H264V99H263V96H264V80H263V79H264V69L262 68V69H263V72H262V71H260V70H262V69H261L259 66H258V67H259L260 69H258L257 66H256V65H258L259 63L261 64V67L264 65V60H262V58H263V57H262V53L264 52V51H263V48H264V40H262V39H263L264 37H263V38L261 37L260 40H258L259 38L256 37V39H257L258 41L261 42V45H259L260 42H257L255 39H254V40H255L254 42H255L256 44H255V43H254V44H253V43H249V42H252V36H251V34L249 35V33H250V31H249L250 29H249V28H251L250 26H252V24H253L252 22L255 20L254 23H256L255 25L253 24V27H256L258 24H259V25L262 24V26H264V20H263V19H264V11H263V13H262L263 15H261V13H259L260 11L262 12V9L264 10V2H263L264 0H263V1L261 0V3L258 2L259 0H256L257 2H256L255 0H253V3H252V0H251V1L249 0L251 3H250L249 1L245 2L246 0H244V2H243V0H242V2H241V0H237L236 3L238 4V2H239L238 7H237V4L234 2V0H229V1L227 0V3L230 2L231 5H230V4H225L224 2H226V1H224V0H219L220 2H219L218 0H217V1H215V0L212 1V0H211V1L213 2V4L215 3L216 5H217V4L220 5V4H221V1H224V2H222L221 6H222L223 3H224L225 5H223V6L226 7V8L228 9V10H227V9L224 8V9H225L224 13L222 12V11H223V7L217 5V8H218V6H219L218 10H221V8H222V11L220 12L221 14L223 13L222 15H221V14H220V15L218 14V12H219L218 10H214V9H212V3H210V0H209V1L206 0V3H207V1L210 3V4L208 3V7H207V4L203 2V1H205V0H202V2H201V0H199L200 2L197 1V0H196V1L194 0L195 4H196V3L199 4V5H198V6H199L198 8H200V6H202V7H204V9H205V8H209V7L211 6V7H210L211 9H209V10L205 9V11H204V9H203L202 7H201V9H203V10H198V11H197L196 9H198V8H197L196 5H193V6H195V8H194V7L189 8L190 5L188 6V4H190V3L192 2V0H188L190 3H188L187 0H186V2H184L185 0H184V1L182 0V1L184 2V4L186 3L185 5L182 3L181 0H180V1H181L180 3H182V5L179 4V2H178L179 0H177V1H176V0H172V1H173V4H175V2L178 3V4H175V7H177V8H178L180 5H181L180 7H182V6H186V5H187L186 7H182L183 9H182V8H178V9H176V8L173 6V4L171 3V2H172L171 0H170L171 2L168 0V2H169V3L167 2L168 5H166L167 3L164 5L165 0H163V2H161V3H163V4L159 3V2L162 1V0H157V1L154 0L155 2H153V0H150L149 2H148ZM158 1H159V2H158ZM166 1H167V0H166ZM231 1H232V2H231ZM150 2H153L155 5L157 4L159 7H158L157 5L154 6V4H153V3H150ZM233 2H234V4H233ZM255 2H256L257 4H256ZM201 3L206 4V5H203V4H201ZM243 3H244V4H243ZM143 4H144V5H143ZM147 4H148V5H147ZM149 4H150V5H149ZM171 4H172V6H173L174 8H170ZM192 4H194V3L192 2ZM215 4H214V6H216ZM241 4H242V5H241ZM258 4H260V5L258 6ZM1 5L5 6V5L2 4V3H1ZM146 5H147V7H146ZM176 5H177V6H176ZM226 5H227V6H226ZM229 5H230V6H229ZM235 5H236V6H235ZM250 5L253 6V7L251 8ZM262 5H263V6H262ZM148 6H149V7L151 6V7L149 8ZM160 6H162V7L164 6V7H165L164 10H166V11L169 10V9H172L173 11H171V12H174V9H176L175 12H178V13H177V14H176V13H173V14H174V16H173V15H171L172 13L170 12V10H169V12H170L171 14H169L168 12H165L164 10H162L163 8L160 7ZM166 6H167V9H166ZM172 6H171V7H172ZM191 6H192V5H191ZM205 6H206V7H205ZM214 6H213V7H214ZM233 6H234V7H233ZM244 6L247 8V12L245 11L246 9L244 8ZM248 6H249L250 9L248 8ZM255 6H257V7H255ZM229 7H230V8H229ZM232 7H233V8H232ZM242 7H243V8H242ZM254 7H255V8H254ZM260 7H261V8H260ZM145 8H146V9H145ZM185 8H186V9L188 8V9L186 10ZM234 8H235V9H234ZM258 8H260V9H258ZM148 9H147V10H148ZM158 9H161V10H158ZM179 9H181V11H178ZM215 9H216V8H215ZM244 9H245V10H244ZM248 9H249V11H248ZM138 10H141V9L138 8ZM183 10H184V11H183ZM185 10H186V11H185ZM211 10H213L214 12H216V11H218V12L214 13V12L211 11ZM243 10H244V11H243ZM143 11H142V12H143ZM160 11H161V12H160ZM202 11H203V12H206V13H207V16H206V13L204 14V13H202ZM208 11H209L211 17L208 16V15H209ZM210 11H211V12H210ZM242 11H243V13H244V12H246V13H244L245 15H243V17L241 16V17H242V18H241L240 15H241ZM251 11H252V12H251ZM142 12H141V13H142ZM148 12H149V13H148ZM180 12H183V13H184V12H187V13H186V14H185V13H184V14H181ZM198 12H199V13H198ZM200 12L202 13V15H201ZM232 12H233V13H232ZM250 12H251V13H250ZM144 13H145V14H144ZM144 13H142V17H143V16H144V17L146 16V12H144ZM159 13H160V14H159ZM167 13H168V14H167ZM211 13H212V14H211ZM225 13H226V14H225ZM255 13H258L257 15H261L263 19L261 18V16H260V18H259ZM152 14H153V15H152ZM154 14H155V15H154ZM161 14H162V19H163L162 23H160L161 20H162V19L160 18V17H161V16H160ZM197 14H198V15H197ZM213 14H214V15H213ZM216 14H217L218 16H216ZM254 14L256 15V17L254 16ZM151 15H152V16H151ZM204 15H205L207 18H208V17H210V18H209V19H207V18L205 19V16H204ZM212 15H213V16H212ZM234 15H235V16H234ZM252 15H253V17H254L255 19L252 18ZM157 16H158V17H157ZM201 16H202V17H201ZM220 16H221V17H220ZM246 16H247V17H246ZM248 16H249V17H248ZM156 17H157L158 19H156ZM167 17H168V18H167ZM170 17L172 18L171 20H170ZM173 17H174V21H173ZM231 17H232V18H231ZM153 18H152V19H153ZM164 18H165V19H164ZM191 18H192V19H191ZM202 18H204V19H202ZM219 18H220V19H219ZM230 18H231L232 21H233V18H234V21L228 23V20H229ZM246 18H247V19H246ZM251 18H252V20H251ZM258 18L260 19V22L262 21L261 24L259 23V21H258L259 19H258ZM159 19H160V21H158ZM166 19H167V21L164 23V21H165ZM190 19H191V20H190ZM210 19H211V20H210ZM235 19H236V20H235ZM244 19H245V21H244ZM249 19H250L251 21L247 22ZM169 20H170V21H169ZM203 20H204V21H203ZM207 20H209V21L207 22ZM218 20H219V21H218ZM172 21L174 22L175 25H174V26L171 25L170 28H169L168 25L173 24ZM210 21H211V22H210ZM242 21H243L244 23L241 24ZM256 21H257V22H256ZM167 22H168V23H167ZM171 22H172V23H171ZM246 22H247V23H250V22L252 23V24L250 23V24H251L250 26L248 25L247 27H246V26L244 27V29H245L246 31H247V29H248V31H247L248 34H247V35H249V37L245 35L246 33L244 34V30L242 29L243 27H241V25H242V26L245 25V24L247 25ZM169 23H170V24H169ZM227 23H228V24H227ZM257 23H258V24H257ZM158 24H159V26H158ZM160 24H161V25H160ZM165 24H166V25H165ZM218 24H219V25H218ZM163 25H164V26H163ZM228 25H229L230 27H229ZM231 25H232V26H231ZM259 25H258V28H259ZM162 26H163V27H162ZM166 26H167V28H166ZM192 26H193V27H192ZM227 26H228V28H226ZM262 26H261V27H262ZM160 27H161V28H164V29L161 30ZM173 27H175L176 29L173 28ZM183 27H184V28H183ZM221 27H222V28H221ZM237 27H238V30H239V31L237 30ZM240 27H241V31H240ZM253 27H252V28H253ZM261 27H260V29H259V31H258L259 33H260V31L262 32V28H263V27H262V28H261ZM193 28H194V30H193ZM223 28H224V29H223ZM233 28H234V29H233ZM246 28H247V29H246ZM167 29H168V30H167ZM169 29H170V30L174 29L175 32H176L177 34H176L174 31L171 32ZM180 29H181L182 31H180ZM184 29H185V30H184ZM207 29H208V30H207ZM254 29H255V28H254ZM163 30H164V32H163ZM165 30H167V33H168L167 36H168V37L165 35V34H167ZM178 30H179V31H178ZM197 30H198V31H197ZM204 30H205V31H204ZM211 30H212V31H211ZM236 30H237V32H236ZM251 30H252V29H251ZM255 30H258V29H255ZM159 31H161V34L159 33ZM168 31L171 32V33H169ZM177 31H178V32H177ZM207 31H208V32H207ZM224 31H225V32L227 31V32L225 33ZM246 31H245V32H246ZM263 31H264V28H263ZM179 32H182L181 34H182L183 36H184V34H185V37H186V35H188V34L191 33V36L193 35L192 37L197 38V36H198L199 40H198V38H197V39H196L197 41H196V40H195L196 42L194 41V44L196 43V44L194 45L193 43H191V42H193V41H191V40H193V38H192L191 36H190V37H191L192 39L189 38V37H186V38L183 37V38H182V35H181ZM183 32H184V34H183ZM188 32H189V33H188ZM197 32H199V33L201 32V33H200L201 35H198V34H199V33H198L197 36H196L195 34H196ZM219 32H220V33H219ZM241 32L243 33V37L240 36V37H241V39H240L239 35H242ZM163 33H165V34H163ZM204 33H205V34H204ZM173 34H174V35H173ZM178 34H180V35H178ZM225 34H226V35H225ZM235 34H237V35H235ZM161 35L165 36L166 38H164L163 36H162V38H161ZM170 35H171V37H170ZM177 35H178L180 38H179ZM208 35H209V36H208ZM227 35H228V36H227ZM232 35H234V36H232ZM244 35H245L246 37H248V38L251 37V38H250L251 41H249V39L246 41ZM260 35H261V36H264V32H263V34H259V37H260ZM157 36H158L159 38H158ZM174 36H175V37H174ZM188 36H189V35H188ZM199 36H200L201 38H200ZM206 36H207V37H206ZM221 36H222L225 40H224ZM231 36H232V37H231ZM235 36H236V37H235ZM169 37H170V38H169ZM210 37H211V38H210ZM220 37H221L223 40H222ZM233 37H235V38H237V39H235V38H233ZM238 37H239L240 41H241L242 38H243V41L245 42V45H248V46H246L247 48H246V47H245V49L243 48V47L245 46V45H244V42H243V44L240 43V45H239V42H240V41H239ZM136 38H137V37H136ZM170 39H172V40H170ZM183 39H185V41H183ZM201 39H203L202 41H204V42L200 41ZM216 39H217V40H216ZM219 39H220V40H219ZM233 39H235L236 41L233 40ZM141 40H145V36H144V38L141 39ZM141 40H138V41H137L138 43L135 41L136 43L133 42L134 44H133V43H132V44H133L136 48H137V47H140L142 50H147V49H145V47L147 48V45L144 46V44H143L147 39H146L145 41H143V42H142ZM169 40H170L171 42H174V43H171ZM179 40H180V42H179ZM188 40H190L191 42H189ZM140 41H141V42H140ZM181 41H182L183 44L187 42V44H185V47H186L187 45H189V44H188V42H189V43H190L189 48H188V46H187L186 48H185V47H182V46H184V45L181 43ZM198 41H200L202 44H201L200 42H199V43H200V44H199ZM208 41H209V42H208ZM222 41H223V43H222ZM238 41H239V42H238ZM262 41H263V42H262ZM177 42H178V44H177ZM214 42H215V43H214ZM220 42H221V43H220ZM224 42H225V43H224ZM237 42H238V45H237ZM140 43H142L143 45H139ZM157 43H158V42H157ZM179 43H181V44H179ZM197 43H198V44H197ZM246 43H249L250 45H249V44H246ZM137 44H138L139 46H138ZM166 44H167V43H166ZM176 44L181 48V50H179V47H178ZM192 44H193V45H192ZM216 44H217V45H216ZM222 44H223V45H222ZM233 44H234V45H233ZM257 44H258L259 46H258ZM133 45H132V46H133ZM155 45H156L157 47H156ZM173 45H174L175 47H173ZM180 45H182V46H180ZM199 45H200V46H199ZM201 45H202V48H201ZM203 45H204V46H203ZM211 45H212V46H211ZM214 45L217 46V47H215ZM232 45H233V46H232ZM243 45H244V46H243ZM251 45H252V46H251ZM132 46H131V50H132V48H133ZM142 46H144V47L142 48ZM192 46H195V47H197V48L192 47ZM198 46H199V48H198ZM221 46H222V47H221ZM229 46H230L231 48H230ZM236 46H237V47H236ZM238 46H239V47H238ZM240 46H241V47H240ZM250 46H251V47H250ZM256 46H257V47H256ZM135 47H134V48H135ZM154 47H156V49H155ZM158 47H159V48H158ZM166 47H167V46H166ZM177 47H178V48H177ZM218 47H219V48H218ZM249 47H250V48H249ZM262 47H263V48H262ZM134 48H133V49H134ZM136 48L134 49L135 51L132 50V55H135V57H136V54H137V52H136ZM173 48H175L176 50L173 49ZM187 48H188V49H187ZM191 48H193V49H191ZM200 48L203 49V50H206V51H204V52L202 51L203 53L200 54V52H199V51H200V50H199ZM204 48H205V49H204ZM206 48H207V49H206ZM212 48H213V49H212ZM217 48H218V49H217ZM260 48H262V50H260V54H261V55L258 53V51H259L258 49H260ZM165 49L169 50L168 47L165 48ZM189 49L191 50L190 52L188 51ZM195 49H196V50H195ZM215 49H216V50H215ZM227 49H228V50H227ZM229 49H230V50H229ZM167 50H164V51L166 52ZM174 50L177 52V55H178V53H179V55L181 54V55H180V58L178 57L179 55L177 56L178 58L176 57V54H175V51H174ZM207 50H208V51H207ZM213 50H214V51H213ZM235 50H236V51H235ZM244 50H245V51H244ZM0 51H1V50H0ZM133 51H134V52H133ZM187 51H188V52H187ZM212 51L218 53V56H217L218 58H216V57L214 58V56L217 55V54H215V55H213V53L211 54ZM217 51H218V52H217ZM233 51H234V52H233ZM238 51H239V52H238ZM255 51H256V53H257V56H255L256 54L253 53V52H255ZM261 51H262V52H261ZM180 52H181V53H180ZM186 52H187V53H186ZM193 52H194V53H193ZM198 52H199V54H198ZM208 52H210V53L208 54ZM185 53H186V54H185ZM192 53H193V54H192ZM219 53H220V54H219ZM222 53H223V54H222ZM239 53H240V54H239ZM250 53H251V54H250ZM163 54H162V55H163ZM189 54H190V55H189ZM203 54H204V55H203ZM221 54H222V55H221ZM254 54H255V55H254ZM258 54H259V55H258ZM263 54H264V53H263ZM130 55H131V54H130ZM137 55H138V54H137ZM149 55H151V56H149ZM195 55H196V56H195ZM211 55H213V57H211ZM223 55H224V56H223ZM227 55H228V56H227ZM251 55H252V56H251ZM143 56H144V57H143ZM188 56H189V57H188ZM220 56H221V57H220ZM222 56H223V57H222ZM242 56H243V57H242ZM248 56H249L250 59L248 58ZM250 56H251V57H250ZM258 56H259V57H258ZM263 56H264V55H263ZM131 57H132V56H130V57L128 56L127 58H128L129 60H132ZM133 57H134V56H133ZM140 57H141V58H140ZM153 57H154V58H153ZM197 57H199V59H198ZM200 57H203V58H202L203 60H202ZM227 57H228V58H227ZM252 57H253V58H252ZM254 57H256L255 60H256L257 62H256L255 60H253ZM3 58L5 59L6 62L3 61V60H4ZM143 58H144V61H143ZM187 58H188V59H187ZM219 58H221V59H219ZM235 58H236V59H235ZM239 58H240V59H239ZM247 58H248V59H247ZM257 58H258V59H257ZM259 58H260L261 60H260ZM152 59H153V60H152ZM159 59L162 61V63H163L164 65H166V66H165L166 68H165V67L163 66V64H161V63H160L161 66H158L159 62H161ZM228 59H229V60H228ZM237 59H238V60H237ZM263 59H264V58H263ZM136 60H137L139 63H141V65L138 63L140 68L138 67V65H137V63H136ZM145 60L147 61V63L145 62ZM154 60L156 61V64H157V60H159V62H158L157 65L155 64ZM206 60H207V61H206ZM216 60H217V62H216ZM222 60H224V61H222ZM225 60H227V61H225ZM239 60H240V62H239ZM248 60H249V61H248ZM251 60H252V61H251ZM259 60H260V61H259ZM140 61H141V62H140ZM194 61H195V62H194ZM196 61H197V62H196ZM204 61H205V62H204ZM214 61H215V62H214ZM220 61H221V62H220ZM245 61H246L247 63H248V62H249V63L246 65V62H245ZM254 61H255V62H254ZM4 62H5V63H4ZM23 62H24V64H25V67H26V68L22 67V68H23V69H22L20 66L23 65ZM142 62H144V63H142ZM253 62H254V63H253ZM261 62H262L263 64H262ZM15 63H16L17 65H16ZM21 63H22V64H21ZM135 63H136V66L133 67V65H134ZM145 63H146V64H145ZM203 63H204V64H203ZM219 63H220V64H219ZM236 63L239 64V65H237ZM39 64H40V63H39ZM71 64L73 65V62H72ZM150 64H153V65H154V68H155L154 71H155V73H152V71H151V70H153V66H151L150 69L148 68V65L150 66ZM160 64H159V65H160ZM170 64L172 65L173 68L171 67ZM177 64H178V65H177ZM250 64H251V65H250ZM260 64H259V65H260ZM4 65H5L6 67H5ZM8 65H10V66H9L10 68L8 67ZM14 65H15V67H13ZM26 65L28 66V68H29L30 70L27 69V66H26ZM30 65H32L33 68H30V67H29ZM36 65H37V66H36ZM56 65H57V64H56ZM56 65H55V66H56ZM119 65H118V66H119ZM121 65H123V66H121ZM209 65H211V66H209ZM224 65H225V66H224ZM234 65H235V66H234ZM248 65H249V66H248ZM254 65H255V66H254ZM23 66H24V65H23ZM38 66H40V67H38ZM125 66H126V65H125ZM129 66H130V67H129ZM131 66L133 67V69H132ZM141 66H142V68H141ZM143 66H147V67H145L146 70L143 69V68H144ZM197 66H198V67H197ZM202 66H203V67H202ZM250 66H251V67L253 66V67L251 68ZM4 67H5V69H4ZM7 67H8V68H7ZM11 67H13V68H11ZM17 67H18V68H17ZM19 67H20V68H19ZM121 67H122V69H120ZM156 67L159 68V69H160V67H161V69H160V70L158 69L159 71L156 72V70H157ZM163 67H164V68H163ZM204 67H205V70H204ZM206 67H208V69L211 68L210 70H212V71L209 72L210 70H207ZM254 67H255L257 70H256ZM55 68H56V71H57V66H56ZM111 68H112L113 70H112ZM130 68H131L132 70H135V72H136L138 69H140V72H141V70H143V72L146 71V72H149V73H152V74H148V73H147V75L144 76V74H146V73H144L143 75L140 74L141 76H137V74L139 73V70H138V73H137V72L135 73V72L132 71ZM135 68H137V69H135ZM147 68H148V69H147ZM162 68H163V69H162ZM168 68H169V71H170V72H169L168 70L166 71V69H168ZM196 68H197V69H196ZM201 68H202V69H201ZM214 68H215V69H214ZM247 68H248V69H247ZM1 69H2L3 71H5V72H3ZM16 69H17V70H16ZM18 69H20V70H18ZM37 69L39 70V72H38ZM119 69H120L122 72H121ZM124 69H125V71L127 70L128 72H127V71H126L127 73L123 72ZM198 69H199V70H198ZM237 69H238V70H237ZM241 69H242V70H241ZM250 69L252 70V73H250V72H251ZM33 70H34V71H33ZM69 70H70V69H67L68 72L65 71L64 74L69 73ZM110 70H111L112 72H111ZM130 70H131L132 73H133V72L135 73V74H134V79H133V77H132L133 74L131 73L130 75H131V78L133 79V82H134V83H136L135 81H137L136 85L133 84V83H132V84H129L130 82H132V81H131L132 79L130 78V75H129L130 81H129V79H127V78H128V74L130 73V72H129ZM149 70H150V71H149ZM164 70H165V72H164ZM174 70H175V72H174ZM183 70H184V71H183ZM216 70H217V71H216ZM247 70H248V71H247ZM255 70H256V71H255ZM7 71H8V72H7ZM16 71H17V72H16ZM20 71H23V72H24V73H23L24 76H23V74H22V78H19V76H20V74H21ZM70 71H71L70 73L72 74L73 71H72V70H70ZM119 71H120V72H119ZM154 71H153V72H154ZM203 71H205V72H203ZM207 71H208V72H207ZM238 71H239V72H238ZM249 71H250V72H249ZM253 71H254V73H253ZM18 72H19V74H18ZM33 72H34V73H33ZM36 72H37V73H36ZM57 72H59V70H58ZM57 72H56V74L59 75ZM60 72H62V71H60ZM60 72H59V73H60ZM93 72H95V71H93ZM96 72H97V69H96ZM96 72H95V74H96ZM109 72H110V73H109ZM143 72H142V73H143ZM172 72H173V74L170 75ZM178 72H179V73H178ZM196 72H197V73H196ZM199 72H200V73H199ZM255 72H256V73H255ZM257 72H258V73H257ZM260 72H261V73H260ZM2 73L4 74V76H3ZM10 73H13V74H10ZM29 73H30V74H29ZM32 73L34 74V76H35V75H36V76L34 77ZM62 73H63V72H62ZM70 73H69L68 75H70V76H72V77H74V75L76 74L75 72H73V74L75 73L74 75H73V74L71 75ZM112 73H113V75L117 78L116 81L119 80V79H118V75H120V76L122 75V76H121L122 78L119 76V77H120V80H121V79H123V78L126 76V75H125V76L123 77V75H124V74H127V76H126L127 78H124V81H125V79H127L128 81L126 80V83L129 84V86H130V85H131V86L134 85V87L137 86V87H135V88H137L136 90H134L135 88H132V87H131V89H130V87H129L128 85H126V84L124 83L123 80H121V81H123V84H125V85H121V84H119L118 82H120V81H118L117 83H118L119 86H124L125 88H126V86H127V88H128L129 90H132V89H133L132 91H133L134 93H133L132 95H131V94H130V95H131L132 97H136L137 99H136V98H132V97L130 98L129 96H127L128 93H127V95H126V92H125V93L122 92V93H123V96H124V94H125V96H124V97L122 96L123 99H122V101H120V100H121V98H120L121 95L118 94V93L121 91V87H119V86H115V85H117V84H114L116 81H114V78H115V77L111 76ZM122 73H123V74H122ZM158 73H160V74L164 73V74L161 76V75L158 74ZM167 73H170V74H167ZM180 73H181V74H180ZM186 73H187L188 76L186 75ZM207 73H208V74H207ZM210 73H213V75L215 74V76H211L212 74H210ZM216 73H217V74H216ZM222 73H223V72H222ZM230 73H231V74H230ZM235 73H238V74H236V75H238V76H236V75L234 76ZM17 74H18V75H17ZM26 74H27V75H26ZM28 74H29V76H28ZM107 74H109V76H108ZM154 74H156V78H155V75H154ZM157 74H158V75H157ZM201 74H202V75H201ZM218 74H220V75H218ZM5 75H6V76H5ZM60 75H61V73H60ZM60 75H59L58 77L61 78ZM91 75H94V74L92 73ZM138 75H139V74H138ZM166 75H167V76H166ZM173 75H174L175 77H176L177 75H179L178 77L181 76V78H177V77H176V78H177V79H176V78L174 77V79H173V77H172ZM189 75H190L191 77H189ZM199 75H200V76H199ZM252 75H253V76H252ZM256 75H257V76H256ZM25 76H28L29 78H26ZM75 76H77V75H75ZM105 76H106V77H105ZM107 76H108V78H107ZM135 76H137L138 79H137ZM157 76H160V77H157ZM163 76H164L165 78H164ZM218 76H219V77H218ZM251 76H252V77H251ZM24 77H25V78H24ZM111 77L113 78V80L111 79ZM150 77H149V79H152V78H153V77H152V78H150ZM162 77H163V78H162ZM170 77H172V80H171V79H170V80L167 79V78H170ZM187 77H188V78H187ZM198 77H199V78H198ZM206 77H207V78H206ZM255 77H256V78H255ZM3 78H4V79H3ZM116 78H115V79H116ZM135 78H136L137 80H135ZM158 78H159V79H158ZM182 78H183L184 80H183ZM185 78H186V79H185ZM235 78H236V79H235ZM248 78H249V79H248ZM261 78H262V79H261ZM22 79H23V80H22ZM33 79H34V81H33ZM40 79H41V80H40ZM110 79H111V80H110ZM149 79H146V81H148ZM166 79H167V80H166ZM199 79H200V80H199ZM204 79H205V80H204ZM207 79H208V81H207ZM217 79H218V80H217ZM2 80H3V81H2ZM17 80H19V81H17ZM39 80H40V82H38ZM79 80H81V79H79ZM201 80H202V81H201ZM260 80H261L262 82H261ZM1 81H2V82H1ZM43 81H45V80H43ZM89 81H91V82H89ZM93 81H94V82H97V83H94ZM181 81H182V83H181ZM18 82H19V83H18ZM113 82H114V83H113ZM128 82H129V83H128ZM138 82H139V84H140V83H142V84L139 85ZM157 82H158V83H157ZM159 82H160L161 85L159 84ZM174 82H175V81H174ZM206 82H207V83H206ZM212 82H213V81H212ZM218 82H217V84H220V83H218ZM232 82H233V83H232ZM259 82H260V83H259ZM1 83L4 84V85L2 86ZM75 83H76V82H75ZM107 83H109L110 85H108ZM112 83H113V84H112ZM145 83H146V82H144V84H145ZM156 83H157L158 85H156ZM183 83H184V84H183ZM209 83H210V84H209ZM245 83H246V84H245ZM248 83H249V84H248ZM76 84H77V83H76ZM80 84H84L83 87H84L85 90H83V87H82V85H80ZM87 84H89L90 86H88ZM93 84H94V85H93ZM98 84H99V87H98ZM100 84H101V85H100ZM111 84H112L114 87H113ZM137 84H138V85H137ZM171 84H172V85H171ZM186 84H187V86H186ZM257 84H258V85H257ZM40 85H41V86H40ZM79 85H80V86H79ZM85 85H86V86H85ZM96 85H97V86H96ZM107 85H108L111 89H109V87H108ZM141 85H142V86H141ZM261 85H262L263 87H262ZM28 86H29V87H28ZM87 86H88L89 90L86 88ZM103 86H105V88H104ZM140 86H141V87H140ZM156 86L159 87V88H158L159 95H158V91H156V90H157ZM165 86H166V87H165ZM201 86H202L203 88H202ZM95 87H96L97 89H92V88H95ZM100 87L103 89V91H102V89H101ZM106 87H107V90H108V91H109V90H113V89L116 90V91H114V92L111 91V92H113L114 95H112L110 91L107 92V90H105ZM112 87H113V89H112ZM115 87H117L119 90H117V88L115 89ZM142 87H143V88H142ZM173 87H174V86H173ZM190 87H191V88H190ZM234 87H236V88H234ZM241 87H242V88H241ZM243 87H244V88H243ZM7 88H8V87H7ZM69 88H70V87H69ZM161 88H162V89H161ZM166 88H172L171 90H173V93H174L179 99H178L175 95H173V93L169 90V92H171L170 95H173V96H174V97H173V96H170V95H169L170 98L172 99V101H171V99L168 98V92H167L168 90H167ZM187 88H188L189 90H188ZM206 88H207V89H206ZM253 88H254V89H253ZM3 89H5V88H3ZM3 89H2V90H3ZM90 89H92L93 92H92V90H90ZM100 89H101V92L104 94L103 97H101V96H102V93L99 91ZM141 89H142V91H141ZM159 89H161V90H159ZM164 89H166L165 92H163ZM183 89H184V90H183ZM204 89H205V90H204ZM219 89H221V88L218 87L217 92H220ZM241 89H242V90H241ZM248 89H249V90H248ZM261 89H262V90H261ZM78 90H77V91H78ZM96 90H97V91H96ZM104 90H105V92H107L108 94H105ZM186 90H187L188 92H187ZM203 90H204V91H203ZM240 90H241V91H240ZM260 90H261V92H260ZM81 91H84V94L81 93ZM90 91H91L92 94H93V98H95L96 100H97V98H100V97H101V99H99L101 102H103V101L105 100V99H103V98H106V96H109V94H111L112 97H111V95H110L108 98H110L109 100H111L113 103H112L111 101H109V100H108V102L105 100L102 106H97V108H98V107H101V108L97 109L96 107H93L94 104L97 103V104L100 105L101 102L99 103V100H97V101H98V102H97L96 100L92 99V101L94 100L95 103L93 104L94 101L91 103V101H89L90 99H88V98H89L88 96L91 94ZM98 91H99V93H98ZM117 91H119V92H117ZM135 91H136V92H135ZM154 91H155V92H154ZM184 91H185V92H184ZM189 91H190V92H189ZM44 92H45V94H43ZM86 92H89L90 94H89V93H86ZM94 92H95L96 94H95ZM116 92H117V94H116ZM156 92H157V93H156ZM166 92H167V93H166ZM186 92H187V93H186ZM203 92H205V93H203ZM242 92H243V93H242ZM253 92H254V93H253ZM31 93H32V94H31ZM80 93H81V94H80ZM85 93L87 94V97H86V94H85ZM97 93H98V94H97ZM100 93H101V96L99 97ZM122 93H121V94H122ZM135 93H136V96H134ZM154 93H155V94H154ZM179 93H181V95H180ZM190 93H192L191 95H193V93H194V95H193V96H190V100H189V94H190ZM207 93H208V94H207ZM210 93H211V92H210ZM255 93H257V94H255ZM33 94H34L35 96H34ZM46 94H47V95H46ZM88 94H89V95H88ZM94 94H95V96L97 95V97H95ZM163 94H165V97H166V98H165V97H162V96H164ZM166 94H167V95H166ZM204 94H205L206 97L204 96ZM234 94H236V95H234ZM26 95H25V96H26ZM44 95H46V96L44 97ZM74 95H76V96H74ZM82 95H83V96H82ZM138 95H139V94H138ZM179 95H180V96H179ZM186 95H187L188 97H187ZM238 95H240V96H238ZM25 96H23L22 98L25 99V98H28V97H29V96H28V97H25ZM78 96H77V97H78ZM116 96H117V97H116ZM119 96H120V97H119ZM126 96H127V97H126ZM158 96H159V97H158ZM233 96H234V97H233ZM236 96H237V97H236ZM251 96H252V97H251ZM256 96H257V97H256ZM259 96H261V97H259ZM15 97H16V96H13V98H15ZM81 97H82V98H81ZM83 97H84V98H83ZM125 97H126L127 100L125 99ZM160 97H161V98H160ZM175 97H176L179 101H178ZM180 97L183 98L182 101L180 100V99H181ZM185 97H187V98H185ZM203 97H204V98H203ZM231 97L234 98V100H233V102H232L233 104L230 103V102H231V99H232ZM235 97H236V98H235ZM238 97H239V98H238ZM241 97H242V98H241ZM243 97H246V98H245L246 100L243 101V100H242V99H244ZM247 97H249V98H247ZM254 97H255V98H254ZM47 98H48L49 100H48ZM50 98H51V99H50ZM63 98H62V99H63ZM85 98H86V100H85ZM111 98H113V99L115 98V99L113 100V99H111ZM119 98H120V99H119ZM128 98H130L131 101L134 99V100H133V103H132L133 105L131 104V101L128 100ZM167 98H168V99H167ZM202 98L205 100L206 103L203 101ZM209 98H210V97H209ZM258 98H260L261 100H258ZM45 99H47V100H45ZM83 99H84V101H81V100H83ZM117 99H118L119 101H118ZM160 99H161V100H160ZM162 99H163V100H162ZM165 99L167 100L166 102L164 101ZM185 99H186V100H185ZM235 99H237V100L235 101ZM252 99H253V100L255 99V100L252 101ZM29 100H30V101H29ZM35 100H37V101H35ZM176 100H177V102H176ZM247 100H248V101H247ZM262 100H263V101H262ZM28 101H29L31 104H29ZM31 101H32V102H31ZM46 101H48V102H46ZM50 101H51V102H50ZM72 101L75 102V103H73ZM80 101H81V103H80ZM85 101H86V102H85ZM87 101H89V102H87ZM124 101H125L126 104L128 103L127 106H126V110H124V109H125V105H126V104H124ZM152 101H153V102H152ZM159 101H160V102H159ZM168 101H169V102H168ZM180 101H181V103H183V104H181ZM186 101H187V102H186ZM202 101H203V102H202ZM238 101H239L240 103H239ZM242 101H243V102H242ZM1 102H2V101H0V103H1ZM49 102H50L51 104H49ZM109 102H111V103L113 104V108H112V104H110ZM114 102H115L116 104H118V105H117V106H116V105L114 106ZM117 102H118V103H117ZM129 102H130V103H129ZM157 102H159L160 104H158ZM164 102H165V103H164ZM173 102H174V103H173ZM198 102H199V103H198ZM241 102H242V103H241ZM247 102H248V103H247ZM257 102H258V103H257ZM260 102L263 103V104H261ZM24 103H25V104H24ZM27 103H28V104H27ZM54 103H55V102H54ZM78 103H79V104H78ZM82 103H83V104L85 103L86 106H87V103H88V107H86V109H85L84 107H82V106H83ZM106 103H107V106H106V107H107V110H108V111L105 109V104H106ZM179 103H180V104H179ZM197 103H198V104H197ZM202 103H204L206 106L204 107V104H202ZM208 103H209V102H208ZM208 103H207V104H208ZM224 103H225V104H224ZM226 103H227V104H226ZM26 104H27V105H26ZM52 104H53L54 106H56L57 109L54 107V110H53V109L50 107V105L53 106ZM64 104H65V105H64ZM71 104L75 105V107L72 106ZM80 104H81V107H80ZM85 104H84V106H85ZM89 104H92V106L89 105ZM108 104H110L111 107H110V106H109V107L112 108L111 110H110V108H108ZM121 104H122V106H121ZM165 104H166V105H165ZM175 104H174V105H175ZM223 104H224V105H223ZM228 104H229V105H228ZM243 104H244V105H243ZM248 104H249V105H248ZM254 104H255V105H254ZM24 105H25V106H24ZM32 105H33V104H32ZM61 105L64 106V108H62ZM66 105H67V107L70 106V107H69L70 109L67 108ZM76 105H77V108L80 107V110H82V111L87 110V113H89V114H88L89 116L86 114V111H85L84 113L81 111L83 114L80 113V112H77V110H78L79 108L77 109V108H76ZM78 105H79V106H78ZM123 105H124V107H123ZM179 105H180V106H179ZM187 105H188V106H187ZM202 105H203V106H202ZM226 105H227V106H226ZM231 105H232V106H231ZM239 105H240L241 107H240ZM253 105H254V106H253ZM21 106H22V107L24 106L23 109L21 108ZM42 106H43V107H42ZM94 106H96V105H94ZM120 106H121L122 108H120ZM167 106H168V105H167ZM172 106H173V105H172ZM182 106H183V107H182ZM184 106H185V107H184ZM186 106H187V107H186ZM225 106H226V107H225ZM261 106H262V107H261ZM7 107H8V106L5 105L4 103H3V104H0V113L2 112V115H0V117L2 116V117H1L2 120L0 119V131H2V132H0V145H3L5 142H8V140H9L10 138H11V139H10L9 141H10V143H12V141H13L12 139H14V137L16 138V135H17V136L20 135V134H17V133H21V137H20V136H18V137H20V138L23 139L24 136L27 135L26 132L29 131V129H28L29 127H28V126H29L31 123L34 122V121H33V117H34V115H32V111H30V112H31L30 114H31L32 117L27 115V114L29 113L28 110H31V109H27L28 107L26 108L27 110H26L25 114H23L24 116L26 115L27 117L25 116V118H27V119L29 120V121H28V120L26 119V120L28 121L27 124H29V123L31 122V123H30L29 125H27V126H26V122H27V121L24 120V121H25V122H24V121L22 120L24 116L22 115V113L20 112L19 109H18L17 112H15V111L12 112L11 110H13V109H11V108H9V107H8L9 109H7ZM18 107H17V108H18ZM49 107H50V109H49ZM58 107H59V109H58ZM65 107H66V108H65ZM71 107H72V108L74 107L73 110L76 108V112L79 113L80 115L82 114L84 117H85V116H87V117L84 118V117L81 115L82 117L80 116V117H81V118H80L79 115L77 116V113H76V116L79 117V118L81 119V121H77V120H76L77 118L74 117V116H75V112H74L75 110H74L73 112H71V111H72V110H71ZM89 107H92V110H91V108H89ZM103 107H104V110L102 109ZM114 107H115V108H114ZM117 107H118V108H117ZM130 107H131L132 110L130 109ZM206 107H207V108H206ZM232 107H233V108H232ZM238 107L241 108V109L243 108V110L240 109L242 112L239 111V110H238L239 113L237 112L236 109H238ZM251 107H252V108H251ZM256 107H257V109H256ZM15 108H16V106H15ZM81 108H84L85 110H84V109H81ZM93 108H94V109H93ZM127 108H128V110H129V109H130V110L127 111ZM248 108H250V109H248ZM254 108H255V111H254ZM5 109H7V110H5ZM44 109H46V110H44ZM48 109H49V111H48ZM55 109H56V113H55V114H59V113H60V114H62L61 117H60L59 115H55V116H53V113H54ZM60 109H61V110H60ZM68 109H69V110H68ZM88 109H90V111H93V110L96 109V110H95L96 112H94L95 115L98 114L97 111L99 112V110H101V111H100V115H101V116H106V117H107V118L104 119V120H105V121H103L104 123L100 121L101 123L99 124V120H100L99 115H97L98 118H96V116H95L96 119H95V118H94V119H91L94 115H93L92 112H88ZM122 109H123L124 111H123ZM188 109H187V110H188ZM196 109H197V108H196ZM259 109H260V110H259ZM8 110H10V111L13 113V115H11L12 113H10ZM23 110H24V111H23ZM57 110H60V112L58 113ZM64 110H66V111L68 110V113H67L68 116H67L66 114H63V113H66ZM80 110H78V111H80ZM112 110H114V111L116 110V112H114V111H112ZM117 110H118V112H117ZM119 110H120V111H119ZM223 110H224V111H223ZM258 110H259V111H258ZM262 110H263V111H262ZM43 111H44V112H43ZM102 111H104V112L106 111V112L103 113ZM109 111H110V112L112 111V113H114V114H109ZM125 111L128 112V113H125ZM235 111H236L237 114H238V117H237V115H236L237 118L233 115V113L236 114ZM18 112H19V114H18ZM27 112H28V113H27ZM62 112H63V113H62ZM69 112H71V114H69ZM101 112H102V113H101ZM181 112H182V111H181ZM226 112H227V113H226ZM255 112L258 113V114H256V117H254V116H255V115H254ZM73 113H74V114H73ZM90 113H92L93 116H92ZM96 113H97V114H96ZM124 113H125V115H124ZM172 113H171V115H173ZM179 113H180V112H179ZM204 113H203V114H204ZM6 114H7V115H9V114L11 115V116H9V117H11L10 120L8 119V117H7ZM38 114H40V115H38ZM72 114H73V115H72ZM104 114H105V115H104ZM107 114H108V115H107ZM126 114H129V115H127V117H125ZM176 114H178V112H177ZM176 114L173 115V117H174V116L176 117V116H177ZM5 115H6V117L4 118ZM14 115L17 116V117H16L17 119H21L22 121L19 120V122L17 123L18 120H17L16 118H14V120H16V121H14L13 118H12V116L14 117ZM47 115H48V117L50 116V117H49L50 123H46V120H48V119H47V118H48ZM51 115H52V116H51ZM122 115H124L125 118H124ZM217 115H218V116H217ZM232 115H233V116H232ZM245 115H243L242 117H245ZM249 115H251V116H249ZM252 115H254V116H252ZM21 116H23V117H21ZM66 116H67L69 119L72 118V116H73V119H70V120L74 121V118H75V120H76L77 122H79V123H78V124H75V122H76V121H75V122H73L72 126L75 125V126L77 127V125H78V127H77V128L73 127V128H74V129H73L72 126H71V123H72V122L70 123V121H67V120H69V119H68ZM121 116H122V117H121ZM128 116H129V117H128ZM231 116H232V117H231ZM18 117H19V118H18ZM29 117H30V118H29ZM52 117H55V118H52ZM59 117H60V118H59ZM233 117H234V119H233ZM262 117H264V114H262L261 118H262ZM58 118H59V119H58ZM121 118H122V119H121ZM44 119H45V120H44ZM54 119H56V120L54 121ZM125 119H126V120H125ZM127 119H128V120H127ZM232 119H233V120H232ZM253 119H254V120H253ZM5 120H7V121H5ZM30 120H32L33 122L30 121ZM63 120H64V121H63ZM101 120H102V119H101ZM242 120H243V118H242ZM10 121H11V122H10ZM12 121H13V122H12ZM20 121L23 123V124L21 123L23 126H19V125H20V124H19ZM44 121H45V122H44ZM53 121L56 122V123H53ZM61 121H62V122H61ZM66 121H67V122H66ZM90 121H91V122H90ZM93 121H95V122H93ZM113 121H112V122H113ZM14 122H16L15 124H17L18 127L13 125ZM63 122H64V123H68V122H69L70 124H65V126H66V128H65V126H63V124H64ZM77 122H76V123H77ZM127 122H129V123H131V124H129V123H127ZM229 122H228V124H229ZM252 122H253V123H252ZM262 122H263V123H262ZM24 123H25V125H24ZM41 123H42V124H41ZM43 123H45V124H43ZM58 123H59V124H58ZM61 123H62V124H61ZM102 123H103V124H102ZM114 123H115V122H114ZM123 123H124V124H123ZM200 123H201V124H200ZM239 123L242 124V125H239V127H237ZM249 123H250V124H249ZM51 124H52L54 127H52ZM55 124H56V125L58 124V125L56 126ZM93 124H92V126H93ZM125 124H127V125H125ZM199 124H200V125H199ZM236 124H237V126H235ZM243 124H244V125H243ZM260 124H262V125H260ZM101 125H102V127H101ZM112 125L115 126V127L117 128L115 132H114L115 128H114ZM193 125H194L195 128L199 131V136H200V135L202 136V135L205 133V129H204L203 126H202V125H203V122H201V121L199 122V121H198L197 124H193ZM25 126L28 127V128L26 129V130H27L26 132H24ZM36 126H37V125H36ZM55 126H56V127H55ZM82 126H83V125H82ZM110 126H111V127H110ZM119 126H118V127H119ZM129 126H131V127H129ZM199 126H201L203 129H201V127H199ZM261 126H262V127H261ZM20 127H21V128L24 127V128H22L23 130H22ZM61 127H62V128H61ZM112 127H113V129H112L113 131H112V132H114V134L110 133L111 130H109V128H112ZM127 127H128V128H127ZM242 127H243V128H242ZM36 128H38V126H37ZM42 128H43V127H42ZM42 128L40 129V130H42V131H39L38 129H36V132H37V130H38L39 133H40V132H43V129H44V128H43V129H42ZM45 128H46V127H45ZM120 128H119V129H120ZM134 128L136 129V130H135L136 132L138 131V136H137V134H135V136H137V138H138L139 135H140L139 133H140V131H141V130H138V129H140L141 127H137V128L134 127ZM189 128H190V126H189L186 130H189ZM198 128H199V129H198ZM230 128H231V129H230ZM238 128H239V129H238ZM251 128H252V129H251ZM15 129H16V132H14ZM51 129L49 128L48 131H47V135H48V136H49V133H51ZM99 129H100V130H99ZM104 129H105V131H104ZM200 129H201L202 131H204V132H202V131L200 132ZM107 130H108V131H107ZM131 130H130V131H131ZM133 130H134V129H133ZM233 130H234V129H233ZM246 130L249 131V133H250V132H251V133L253 132V134H249V133H247ZM252 130H255V131H252ZM262 130H263V131H262ZM22 131L24 132L25 135L22 133ZM121 131H122V130H121ZM184 131H185V130H184ZM242 131H243V132H242ZM38 132H37V133H38ZM88 132L91 133V134H88ZM108 132H109V133H108ZM127 132H126V134H127ZM182 132H183V131H182ZM182 132H179V133L181 134ZM206 132H207V131H206ZM255 132H257V133L255 134ZM2 133H3V135H2ZM27 133H28V132H27ZM44 133H45V132H44ZM74 133H75V134H74ZM179 133H177V135H178ZM235 133H236V135H235ZM239 133H240V134H239ZM13 134H14V136H13ZM22 134H23L24 136H23ZM42 134H43V133H41L40 136H41ZM59 134H60V135H59ZM98 134H99V135H98ZM102 134H104V135H102ZM109 134L111 135V137L109 136ZM180 134H179V135H180ZM241 134L244 135V139H243V136H242ZM248 134H249V135H248ZM38 135H39V134H38ZM43 135H44V134H43ZM47 135L45 136L47 139L44 137V140H48L49 137H48ZM88 135H89L90 138L88 137ZM91 135L94 136V139L96 138L95 136H97V137H99V138H96V139L94 140V139H92L93 136H91ZM101 135H102V136H101ZM112 135H113V136H112ZM177 135H176V136H177ZM179 135H178V136H179ZM239 135H240V136H239ZM245 135L247 136L246 138H245ZM250 135H251V136H250ZM50 136H53V135L50 134ZM61 136H62V135H61ZM61 136H60V137H61ZM103 136H104V137H107V138L110 137L111 141L108 142L109 145H108V143H106V142L108 141V139L105 138V140H104V139H103V138H104ZM204 136H205V137H204ZM211 136H214V135H212V133H211V135L209 136V133L207 132V135L204 134L202 137H204L205 139L208 138V137H209V139H210V138L212 139ZM232 136H233V138H232ZM236 136H237V137H236ZM253 136H254V138H253ZM261 136H262V138H260ZM18 137H17V138H18ZM62 137H63V136H62ZM100 137H101V138H100ZM102 137H103V138H102ZM226 137H227L228 139H227ZM230 137H231V138H230ZM238 137H239V138H238ZM17 138H16V139H17ZM20 138H19V139H20ZM33 138H34V137H33ZM37 138H38V137H37ZM88 138H89V139H88ZM221 138H222V139H221ZM223 138H224V139H227V140L224 141ZM258 138H259V139H262L261 142H259V143L255 142V143H254V142L252 141V140L255 141L256 139L259 140ZM57 139H56V141H55V145H56L57 142H59V141L61 140V139H60V140L57 141ZM87 139H88V140H87ZM99 139H100L102 142L99 143ZM110 139H109V140H110ZM112 139H113V140H112ZM209 139H206V140H209ZM229 139H230V140H229ZM17 140H18V139H17ZM234 140H235V143L233 142ZM1 141H2V142H1ZM26 141H27V140H26ZM32 141H33V140H32ZM34 141H35V140H34ZM82 141H83V142H82ZM103 141L105 142V144H103V143H104ZM112 141H114V142H112ZM223 141H224V144H222ZM226 141H228V142L225 143ZM246 141H247V142H246ZM250 141L253 142V143H250ZM65 142H67V141H65ZM79 142H80V143H79ZM83 143H84V144H83ZM245 143H244V145H246ZM260 143H263V144L261 145ZM34 144H36V143H34ZM81 144H82L83 146H82ZM173 144H174V146H175V145H178V144H176L175 142H174ZM232 144H233V145H232ZM248 144H249V145H248ZM257 144H258V145H257ZM57 145H60V142H59V144H57ZM169 145H172V144H169ZM221 145H222V146H221ZM255 145H256V146H255ZM37 146H39V145H36L35 148H36ZM218 146H217V147H218ZM231 146H233L234 149H233V147H231ZM179 147H180V146H175L174 148H175V150H176V149H178ZM226 147H227V148H226ZM87 148H86V149H87ZM89 148H90V147H89ZM237 148H238V149H237ZM256 148H257V149H256ZM36 149L38 150V148H36ZM255 149H256V150H255ZM222 150H223V148L221 149V151H222ZM254 150H255V151H254ZM25 151H26V152H25ZM25 151H23V152H25L26 154L23 153L21 150H19V152H18V150H17L15 153H13V156L10 157L11 159L9 158L10 160H9V159L7 160L8 162L5 161V160H6V158H5V159L3 160L4 163L7 162V164L5 163V164L7 165V167H8V165H9V163L11 164V162H12L13 164H15V166H14L15 168H13L12 171L17 170V169L19 168V169H18L19 174L22 173V172H24V171L22 170L21 167L23 166V163H24L25 161H27L28 164H31L32 168H34V165L36 164V161H34L35 159H33L34 157L32 158V156H29V155H28V154L30 153V151H29L28 149H25ZM38 151H40V149H39ZM250 151H251V152H250ZM252 151H253V152H252ZM257 151H258V153H257ZM259 151H260V152H259ZM20 152H22L23 154L20 153ZM27 152H28V153H27ZM31 152H32V151H31ZM249 152H250V153H249ZM253 153H254V154H253ZM252 154H253V155H252ZM258 154L261 156V158H260V156H259ZM162 155H164V154H161V156H162ZM172 155H177V154H176V152H174V154H172ZM172 155L169 154V155L167 156L168 158H166V159H167V160L170 159V158L172 159ZM254 155H255V156H254ZM169 156H170V158H169ZM237 156H238L239 158H238ZM250 157H249V158H250ZM255 157H256V158H255ZM30 158H31V159H30ZM174 158H176V157H174ZM258 158H259V160H257ZM32 159H33V160H32ZM149 159H150V158H149ZM23 160H24V162H23ZM29 160H30V161H29ZM245 160H247V159H245ZM256 160H257V161H256ZM10 161H11V162H10ZM153 161H154V160H152L151 162H153ZM260 161H261V162H260ZM262 161H263V162H262ZM22 162H23V163H22ZM69 162H71V160H70ZM246 162H247V161H246ZM258 162H259V163H258ZM2 163H3V162H2ZM19 163H20V164H19ZM32 163H33V164L35 163V164L32 165ZM74 163H75V164H74ZM250 163H251V162H250ZM253 163H254V164H253ZM255 163H256V164H255ZM257 163H258L259 165H258ZM70 164H72V169H71V167H69L71 170L68 169V173H67V175H68V174H70V175L72 174L73 176H72V175H71V176L69 175V178H68V179H69V180H72V181H74V180L76 181V180L78 179L77 176H79V175H77V172H78L79 169H76V170H74V169H75L76 167H78V163H77V161L72 160V162H71ZM73 164H74V165H73ZM262 164H263V165H262ZM21 165H22V166H21ZM76 165H77V166H76ZM104 165H105V164L103 163V164L100 165V167L98 166V167H99V170H98V167H97V169H96V168H95V169H94V168H92V169L90 168V169L88 170V172H94V175H93L94 178H95V177H96V178H97V177L100 178V177L102 176V177H104V178H103L104 180H106L107 177H108V179H111L110 177H111L112 175H116V174L112 172V169H111L110 167H109V168L107 167V168H108V170L110 169L111 172H108V170H107V172H106L105 170H106L107 168H106ZM252 165H251V166H252ZM254 165H255L256 167H255ZM74 166H76V167H74ZM106 166H107V164H106ZM261 166H262V167H261ZM10 167H12V166H10ZM101 167H102V168H101ZM30 168H31V167H30ZM103 168H105V170H103V172H102V169H103ZM100 169H101V170H100ZM110 170H109V171H110ZM39 171H40V170H39ZM69 171H70V172H69ZM131 171H133V170H131ZM241 171H242V172H241ZM72 172H73V173H72ZM101 172H102V173H101ZM257 172H256V173H257ZM110 173H111V175H110ZM112 173H113V174H112ZM124 173H125V172H124ZM124 173H122L121 175L123 176ZM132 173H133V172L130 173V171H129V174H130L131 176H129L128 173H127V174H128L129 177H133L134 174L137 173V171H136L135 173H133V176H132ZM258 173H257V174H258ZM38 174H39V172H38ZM78 174H79V173H78ZM95 174H96V175H95ZM97 174H98V175H97ZM99 174H100L101 176H99ZM259 174H260V173H259ZM39 175L42 176V177H41V180H42L43 175H42L41 173H40ZM76 175H77V176H76ZM121 175H120V176H121ZM125 175H126V174H125ZM125 175H124V176H125ZM241 175H242V176H241ZM40 176H39V177H40ZM75 176H76V177H75ZM240 176H241V177H240ZM248 176H249V177H248ZM126 177H127V176H126ZM129 177H127V178H129ZM73 178H74V179H73ZM39 179H40V178H39ZM68 179H67V181H69ZM100 179H101V178H100ZM108 179H107V180H108ZM254 179H256V180H254ZM72 181H71V182H72ZM75 181H74V182H75ZM32 182H34V180L31 181V183H29L27 186H26V185L23 186V188H24L23 191H24V192L27 190V188L30 187V185H32ZM63 182H66V180H64ZM36 183H37L38 185H40V183L35 182V186H33V190H35V189L37 190V188H38V187H37L38 185H37ZM85 187H86V185H85ZM85 187H84L83 185H81L82 191H83V189H85L82 193H81V191H80L81 189H80L79 187H77L76 191H74V192L72 193L73 200H72V199H67V200L64 199V202H62L63 200H62V201L60 200L61 203L57 201V204H56V206H55V209H56V210L53 209L54 207L52 208L53 211H52V209H51V212H53V213H52V214H53V215H52V220H55L57 217L59 218V219L57 218V220H55V222H57V225H58V227L55 226V229H56L55 231H53V229L48 230L47 223H46V224L44 223V224L46 225V227H45L44 224H41V225H38L39 227H37L36 229H31V228H30L29 234H27V235L25 236V238H23V239L21 238V239H20V238L17 237L18 239H17V240L15 239L16 241L14 240L15 243L13 242V244L11 243L13 240H11V239L8 240V244H6L5 247L8 246V247H6V248H7L8 250H10V251H8L7 253L4 252L6 255L4 254V255H1V256H0V264H23V263H25V264H75V263L78 264L77 262L80 263V260H76V259H74V261H73V260H69V262H68V259H69V254H68V253H70V251H69L68 249L71 248L70 250H71L72 252L74 251L73 253H75V254H73V253L71 252V253L73 254V255H71V256L73 257V256H75V255L77 254L76 251H78V252H79V250L82 251L85 247H86V248H85L86 250H87V248H88V250H87L88 252H91V253L89 254V257H91V258H90V262H91L92 264H93L94 262H95L94 264H128V261H126V260L124 259L125 257L122 256V254H120V253H121L120 251H118V250H119L118 248H120V245H118V246L116 247V242H115V243H114L113 245H111L110 248H109V246H108V247H107V246H103V245L101 244L102 242H101L100 240H98V239H100L99 237H97L98 233H99V234H100V233L107 234V232H108V231H105V230L103 229V227H102V229L99 227V228H98L99 230L97 229L98 231L95 229V228L98 227V225L96 224V223H97V220L101 217V212H100L101 210H100V209H101V207L103 206V202H101V199H100L101 197L99 196L98 193H96V194H97V195H96L95 193H92L91 191H89V189H87L88 187H87V188H85ZM253 187H254L255 189H254ZM262 187H263V189H262ZM115 188H118V187H115ZM258 188H259V190L262 192V194H261V192H259V191L257 190ZM36 190H35V192H36ZM86 190L88 191V194L85 193V192H87ZM254 190L258 191L259 193H257V192L254 191ZM118 191H119V190H118ZM118 191L115 192V194H117V195H116V196L114 195V197H115L117 200H119V199H121V198H122V199L125 198L126 201H129L130 196H131V198H132V195L130 194L129 191H127V192H126V191H124V192L121 191V193L119 194L120 196H118V193L120 192V191H119V192H118ZM90 192L92 193V196H91V197L88 196L89 194L91 195ZM125 192H126V193H125ZM250 192H251V193H250ZM123 193H124V194H123ZM256 193H257V194H256ZM34 194H35V193H33V195H34ZM85 194H86V195H85ZM93 194L96 195V198H95V195H93ZM127 194H128V195H127ZM125 195H126V196H125ZM85 196H86V197H87V196L89 197V198L87 197L88 200L86 199ZM97 196H98V198H97ZM121 196H122V197H121ZM261 196H260L258 199H259V200L261 199V201H259V202H262V203H260V204L258 203L259 205L257 204V208H256V209H257V213L259 212L258 214H260L259 216H261L260 219H259V221H260L259 227H260L261 229H260L259 233L257 234L258 236L256 237V239H257V243H258V244L260 243V245H258V246H260V249H261L262 253H264V251H263V250H264V199L261 198ZM99 197H100V198H99ZM119 197H120V198H119ZM128 197H129V198H128ZM115 198H113V199H114V202L117 201V200H115ZM92 199H93V200H92ZM122 199H121V200H122ZM90 200H91V201H90ZM95 200H96V201L99 200V202H100L99 204L101 205L100 207H99L98 202H96ZM125 200L123 199V202H124ZM24 201H26V200H24ZM24 201H23V202H24ZM84 201H85L86 203H85ZM89 201H90V202H89ZM92 201H93V202H92ZM119 201H120V200H119ZM119 201L115 202V204H118ZM126 201H125V203H126ZM130 201H131V199H130ZM10 202H12V200L9 201V203H10ZM121 202H122V201H121ZM123 202L121 203L122 205H121V204L113 205V207H114V206H116V208H117V207H121V208H119V209H121V212L119 211V209H117V210H118L117 212H118V213L120 212V215H119V216H121L122 212L124 211V212H123V213H124V217H127V218H126L127 221L125 220V218H122L123 215L121 216V218H122L123 220H125L126 223L128 222V224H127L126 226L130 225V222H131V225L128 226V228H130V229H128V232H129V233L131 232V233L129 234V235H130V240H133L135 237L140 236L139 232H142V231H143V232L141 233V235H143V233H144L143 238H141L142 236H140L139 238L144 239L145 242H144V240H142L144 243H147V242H148V239H149V238H153L152 236H154L155 234H157L156 236H161V235H163L164 233L168 234V232H169L168 229H169V228L166 227V223H165L166 220L168 221V219H165L166 217H163V216H165V214H166V212H167V211H166L167 209H166L165 207H164V209H163V208H162V209L160 208L162 213L165 211V212L163 213V216H160V215H162L161 212H160V213H161L160 215H157L158 212L160 211V209H158V208H157L158 211H157L156 209L154 210V211L157 212V214H156L155 212H153V210H151V211L153 212V214H154V213L156 214V217H155L154 215L151 216V215H152V212H151V215L148 214V213H150V209L147 210V211H145V210H144V211H141V212H143L144 214H141V212H139V215H138V216L140 217V218H139L140 220H143V219L146 217V219H144L145 223H146V221H148L147 219L150 217V218H149L150 220L148 221V223L151 221L150 223H151L152 227H151L150 223H149V225H150V227H149V225H147L148 223L145 224L144 222H143V223H144V227L141 228V227L139 226L141 229L145 228V229H144L145 231H144V230H141L138 226H135V225H138L137 223L131 221L132 219H130V218H131V216L133 217V215H128V214H129V213H128L129 211H127V210H129V208L131 209V208H132V205L124 206V205H126V204L123 203ZM91 203H93V204H91ZM96 203H97V204H96ZM101 203H102V204H101ZM94 204H95V205H98V206H95ZM81 205H82V206H81ZM86 206H87V207H86ZM122 206H124L125 208L122 209ZM129 206H130V207H129ZM259 206H260V207H259ZM98 207H99V208H98ZM128 207H129V208H128ZM146 207H147V206H146ZM69 208H70V209H69ZM76 208L78 209L76 212L72 211L73 209H76ZM116 208H115V209H116ZM126 208H127V210H125ZM143 208L145 209V207H143ZM143 208H141V209H143ZM97 209H98V210H97ZM115 209H114V210H115ZM146 209H147V208H146ZM99 210H100V211H99ZM126 211H127V212H126ZM55 213H57V214H55ZM96 213H97V215H96ZM125 213H127V215H126ZM54 214H55L56 216H55ZM90 214H92V215L90 216ZM98 214H100V216H99ZM130 214H131V213H130ZM145 214H146V215L148 214V215H150V216H146ZM71 215H72L73 217H72ZM95 215H96V216H95ZM142 215H144V216H142ZM166 215H167V214H166ZM53 216H55L56 218H54ZM59 216L62 217V218H60ZM92 216L94 217V219L96 218V219H95V220H96V223H94V220H92V219H93ZM157 216H158V218H157ZM87 217H88V218H87ZM142 217H144V218L142 219ZM147 217H148V218H147ZM151 217H152V218H151ZM154 217H155V220L153 219ZM70 218H71V219H70ZM82 218H83V219H82ZM91 218H92V219H91ZM97 218H98V219H97ZM161 218H162V219H161ZM60 219H61V220H60ZM129 219H130V220H129ZM70 220H78L77 223H74V226H75L74 231H73V232H68V234H67V231H68V230H66V231L64 230L65 232L63 231V232L61 233V232H60L61 229H62V227H60V225H61V221H63L62 223H66V222H68V221H70ZM82 220H85L86 222L90 220L89 222H92V221H93V222H92L91 224L88 222V225H86L87 227H85V223H86V222H85V221H82ZM91 220H92V221H91ZM162 220H163V221H162ZM59 221H60V222H59ZM79 221H80V222H79ZM153 221H155V222H153ZM158 221H159V222H158ZM161 221H162V222H161ZM164 221H165V222H164ZM58 222H59V223H58ZM83 222H84V225H83ZM125 222H124V223H125ZM157 222H158V223H157ZM160 222H161V224L158 225ZM51 223H52V222H51ZM51 223H49V224H51ZM134 223H135V224H134ZM143 223H142V224H143ZM80 224H81V225H80ZM89 224H90V225H89ZM95 224H96V225H95ZM132 224H133V225H132ZM142 224H141V225H142ZM94 225H95V226H94ZM145 225H147V227H145ZM155 225H158V227L161 226V230H164V227H166V228H165V231H166V229H167L168 231H167V232H164V231H163V232H162L163 234H162L160 228H159V229H156L157 231H154V230L152 231V230H150V229H155V228H156ZM163 225H164V226H163ZM92 226H93V227H92ZM134 226H135V227H134ZM154 226H155V227H154ZM83 227H85V229L87 228V229L89 230V231H88V230H87V231L93 234V235H91L93 238H91V237H90L91 239H90V238H86V239H84L85 242H82L83 240L80 238V237H81V234L79 233L81 230H80V231L78 230V229H82ZM136 227H137L138 229H140L141 231H140V230L138 231V229H137ZM90 228H91V229H90ZM148 228H149V229H148ZM75 230H76V232H75ZM90 230H91V231H90ZM100 230H101V231H100ZM102 230H104V231H102ZM149 230H150V231H149ZM159 230H160V231H159ZM99 231H100V232H99ZM137 231H138V232H137ZM147 231H148V232H147ZM151 231H152V233L154 232V233L152 234V236H151ZM158 231H159V234H160V235H158ZM31 232H32V233H31ZM132 232L135 234V237H134V234H133ZM135 232L137 233V235H136ZM145 232H147L148 234H146ZM75 233H77V235H75ZM149 233H150V235H149ZM164 235H165V234H164ZM164 235H163V236H164ZM75 236H76V237H75ZM79 236H80V237H79ZM95 236H96V237H95ZM132 236H133V237H132ZM156 236H154V239H151V241H152V240H155V239H156V238H155ZM163 236H161V237H163ZM26 237H27V238H26ZM32 237H34V238H32ZM73 237L78 238L79 240H78V239H77V240H76V239H75V240H72V239H74ZM128 237H129V236H128ZM146 237H147V238H146ZM148 237H149V238H148ZM107 238H108V236H107ZM109 239H110V238H109ZM111 239H112V238H111ZM111 239H110V240H111ZM99 241H100V242H99ZM108 241H109V240H108ZM140 241H141V240H138L139 243H140ZM149 241H150V239H149ZM155 241H156V240H155ZM17 242H19V243H17ZM21 242H22V243H21ZM96 242H97V243H96ZM138 242H137V244H139ZM143 242L140 243V244H142V246L139 244V245L142 247L141 250H142L143 254L149 252V254H146V255L149 256V255H151L150 252H153V253H154V254H153L154 258H153V259L155 260V252H154V249H153V248L155 247V246H154L155 242H154V241L151 242V248H150V243H149V242H148L149 244L146 245V247H145V245L143 246ZM60 243H61V244H62V243H63V244L65 243L64 245H66V243H67L68 245L64 246V245L62 244V246H61ZM95 243H96V244H95ZM16 244H17L18 246H17ZM47 244H48V245H47ZM99 244H101V245H99ZM152 244H153V245H152ZM54 245H55V246H54ZM58 245H60V247H59ZM139 245H138V246H139ZM262 245H263V246H262ZM27 246H28V247H27ZM57 246H58V248H56ZM69 246H70V248H69ZM15 247H17V248H15ZM65 247H67L68 249H66ZM83 247H84V248H83ZM143 247H145V248L143 249ZM152 247H153V248H152ZM97 248H99V249H100V248H101V249L105 248V249H107L109 252H105V251L102 252L101 250H99V249H97ZM147 248H148V249H147ZM149 248H150L151 250H150ZM115 249H116L118 252H117V253H112V252H114ZM11 250H12L13 252H12ZM25 250H26V251H25ZM57 250H59V251H57ZM67 251H69V252H67ZM119 252H120V253H119ZM8 253H9V254H8ZM56 253H57V255H56ZM61 253H62L63 255H62L61 257L58 256V254H61ZM66 253H67L68 255H67ZM107 253H108V254H107ZM29 254H30V255H29ZM106 254H107V255H106ZM116 254L118 255V258H117V256L114 257V255H116ZM119 254H120V255H119ZM90 255H91V256H90ZM105 255H106V256H105ZM144 255H145V254H144ZM163 255H164V254H163ZM263 255H264V254H263ZM153 256H151V258L149 257V259H152ZM19 257H20V258H19ZM72 257H71V259H73ZM76 257H77V256H75V258H76ZM120 257H121V259H120ZM156 257L159 258V257H162V256L159 255V256H156ZM66 258H68V259H66ZM153 259H152V260H153ZM24 260H27L28 262H27V261H24ZM61 260H62V261H61ZM120 260H121V261H120ZM152 260H151V261H152ZM154 260H153V261H154ZM29 261H30V263H29ZM33 261H34V262H33ZM38 261H39V262H38ZM64 261H65L66 263H65ZM72 261L75 262V263H73ZM88 261H89V258H88ZM153 261H152V262H153ZM90 262H89V263H90ZM167 263H168V262H167ZM262 264H264V258H263Z\"/></svg>",
  "mask_w": 264,
  "mask_h": 264
}]
</instances>
